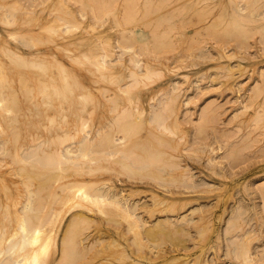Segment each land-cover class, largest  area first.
Here are the masks:
<instances>
[{"label": "bare ground", "instance_id": "bare-ground-1", "mask_svg": "<svg viewBox=\"0 0 264 264\" xmlns=\"http://www.w3.org/2000/svg\"><path fill=\"white\" fill-rule=\"evenodd\" d=\"M4 1V0H3ZM30 0H28V2H29ZM32 2H34V3H32L33 5L35 4V7L32 5V6H30L31 4H30V2H29V4H28V2H26V3H23V7H24V5H27V8H26V6L24 7V8H26L25 10L23 9V11L25 12L27 9H28V13H27V16H26V18L28 17V15H30L29 14V9H33L30 13H33V11L35 12V10H37V8H36V4L38 5V3L37 2H40L39 3V6H41L42 5V3H43V1L45 2H47V0H41V1H36L35 2V0L33 1V0H31ZM50 1H52V0H50ZM54 1V0H53ZM66 2H63V0L61 1H59L60 3L62 2L63 4H65V3H67V0H65ZM73 1V0H72ZM80 1H82L83 3H84V5L86 4V6H84V7H90V8H92L91 9V12H90V9H88L89 10V12L94 16H92V15H90L89 16V18L91 19V16L93 17V18H97V20L99 21V20H101V19H103V18H105V14H107L106 16L107 17H109L108 15H109V12H112L111 14L113 15V17H114V21H112V22H114L113 24H115L116 25V27H119V26H122L121 28L122 29H120V31L122 30L123 31V33L122 34H125V33H127L128 31H130V34H131V31H132V35H130V34H127V35H115V36H113V35H104L107 31H109V30H107L104 34L102 33V32H99V34L97 33V34H94V36H92V37H87L86 35H84V36H76V34H73V37H71L70 38V36H72L71 34H70V31L71 30H74V31H76V29L78 30V28H80V26L81 25H83L82 24V22L81 21H79L80 23H81V25L80 24H78L79 22L77 21V17L75 16V13L74 12H76L77 11V13H78V9H80V7L82 6H80V7H78L77 6V10H75L74 12L72 11V8L71 9H68V8H70L69 6H68V3L66 4L67 6H68V8H67V6L65 5V6H63L62 7V4L60 5V7H62V11L60 10H58L60 13H62L61 15L59 14L58 16H54V17H51L50 18V20L47 22V20H46V24H43V25H40L39 26V29L40 30H43V28H47L48 29V31H47V29H44L45 31H47V33L49 32V33H51L52 31H53V33L51 34L52 35V37L53 38H55L54 36L55 35H58V37L60 38H65L66 40H60V41H62V42H59V43H57V42H54V40H52L51 38H49V39H51V41L52 42H49V39H46L45 41L46 42H49V43H57V44H55L56 45V48L59 50V49H62V50H66L65 51V55L67 56L68 55V57H69V59L73 62V63H75L76 65L78 64H81V63H83L85 60L84 59H86V62H91L92 64H91V66L92 67H88L87 69H89V71H90V74L91 73H93V74H91V75H97V77L96 78H94L93 79V81L94 82H96V83H98V81L100 82V84L99 85H97V84H95V85H97V87H96V89H97V92L98 91H100V94L102 93V95H104V98L105 99H103V101L101 100L102 98H101V96L102 95H100V100L101 101H98L97 102V104H98V106H99V103H100V108H101V113H100V119H99V124H97V126H98V128L94 125V123H95V121L93 122V125L92 126H95L96 128H97V130L96 131H94V129L95 128H93V131L91 130L92 128V126H91V124H92V118H94L93 116H92V118H91V116L87 113V115L85 114V112L87 111H91L90 113L92 114V115H94L93 114V111H95V107H96V105H95V103L93 102V100L95 99L93 96H94V94L93 93H96V92H93L94 90H95V87H94V90H92V87H91V89L87 86V85H85V84H81L82 82H79V79H77V77L76 76H74V74L72 73V68H74V66L71 68V67H68L67 65H65V64H63L62 63V60H59V59H57L56 57H55V55H53V56H51V58H49L46 54H43V52H40V51H38V52H33V53H31L32 54V56H28L29 58H27V56H25L24 54H22L21 52H20V50H18L17 51V49L15 50L14 48L15 47H9V46H7L6 48L4 47V46H2V49L4 48L6 51H10V53H11V51L13 50L14 52H15V55H16V57L17 58H19L20 60H24V61H26V63H28V64H30V66L31 67H33V64H34V66L36 65L37 67H36V69H41L42 71L40 72V74L39 75H41L40 77H42V78H39V80H38V77H39V75H37V82H38V89L39 90H36V92L37 93H33L32 94V99L30 100L31 102H33V103H31V102H29V103H31L32 105H33V108L35 109L34 111H33V113H36V114H38V116H35L36 114H34V116H35V118H33L35 121H36V117H37V119L38 120H41V121H45V120H48V124H46V125H44L43 127H45V129H48V131L47 132H44V129L42 130V132H40L39 131V133H37V131H36V133L34 132V134H36V136H35V138L36 139H40V140H48V141H50L52 144H50V145H48V144H45L44 146H43V142H36L35 140H31V138L30 139H28V137H30L31 135H32V133H29L28 132V130L26 131V133H25V129L27 128V126H26V128L24 129V131L22 132V134L20 133H14V132H16L17 130H18V125H19V119L17 120L14 116H17V115H21V114H17V115H15L14 114V116H11V115H9V111L12 113V108L10 107V103H11V105H12V101H11V99H16V102H15V104L17 103V104H19V105H17V106H20V108L19 107H17V108H19V109H21V102H20V100H18L19 98H18V92L16 93V91H14V92H12V93H16L15 95L17 96V97H14L15 95L14 94H12L11 93V95L10 96H8V97H6V98H3V97H1V95L2 94H4L5 93V88L8 86V85H6L5 83H6V76L4 75V74H0L1 76L3 75L4 77H5V81L3 80V78H2V80L5 82V83H3V81L1 82V76H0V87L2 88V86L3 85H6V86H4L5 88H4V90L5 91H3L1 88H0V108H2V109H4L3 111H5L4 113H6L7 114V112H8V117H14L13 118V120H16V121H18V122H16V121H13L12 119H11V117L9 118L10 119V121L12 120V122H13V124H14V126L16 125V123L18 124L17 125V129L16 128H14V127H11L10 129V131H14L13 132V134H16L15 136H16V140L18 141L17 142V144L15 145V143H13V141L15 140L14 138H15V136L12 134V132H11V134H10V131H9V134L10 135H12V137H13V139H12V137H10V135L9 136H7L8 138V140L5 138H3V140H0V154H1V152H3V154H5V153H8V154H10L9 156L13 159V160H18L19 162H20V164L22 165H20L21 166V168H19V169H21V170H25L26 171V173H27V171H28V169H29V171L31 170V172L34 174V176H33V174H30V173H27L28 175L26 176V173H25V175L24 176H26V177H24V180L22 179L23 178V171H21L22 173L21 174H18V173H16V171H15V173L19 176H22V178L19 176V178H20V180L22 179L23 180V182H21V184L22 183H27V185L29 186V184L28 183H32L31 185H34V180L36 179V181L38 182V184L36 185V188H32V187H30V188H32V189H30V188H28V190H27V186H25L26 188H24V190H26L28 193L26 194V199H24L25 201H23V202H21V203H23V204H21L20 206L21 207H17V205L18 204H20V203H17V199H16V197H14L15 195H13L12 193H13V191H12V193H11V189H12V187H11V184H13L14 183V181L12 180L11 182H13V183H11V184H9L8 183V181H6V180H4V184H3V189L5 188H9V189H7V190H9V193H6V196L4 195V197L3 196H1L0 195V224H2V226H0V264H47L48 262L50 263V260L48 259V255L50 254V252H51V250L54 248V247H57V244L58 243H60V248H61V256H60V258H59V262H58V264H75V262L76 261H79V262H82V261H80V259L82 258V256H83V258H84V255H82L83 254V252H84V249L85 248H83V245H82V248L81 247H79V239L77 238L78 236H79V233L81 232V227H86L87 228V226L88 225H90V224H93V222L95 221V218L93 217V216H97V215H100V217L102 216V217H104V219H106L108 222H107V224H109L110 222H111V224H112V226L114 227V229H115V231L117 232V235L119 236H122V239H123V237H126V238H128L127 240L128 241H132L133 242V238L130 240V237H128L127 235L128 234H130V233H132V236L134 237V236H143V235H148V236H150V235H153L154 233H156L157 232V228H161V230H162V232L164 233L165 231H169V232H171V233H175V232H177V231H181V232H187V234L189 233H191V231H190V229H188V228H190V227H193V228H195V231H196V233H197V239H198V241H203V242H205V240H206V238H207V233H208V231L210 230V229H212L211 227V225H212V218H213V213L215 212L214 210H213V208H216L217 206L216 205H212V206H207V205H205V206H203L202 204H197L198 206H194V207H196V208H194V207H192L191 209H192V215L194 214V218H191V216L189 215V218H188V215H187V213L185 214L184 212L183 213H181V210L183 211L187 206H189L190 204H188V203H191V201L189 202V199H190V197H192V198H198V197H202V195L201 194H196V193H198L199 192V190L200 189H198L202 184H204L205 182H199L198 181V176H197V178H196V174H195V172L193 171V169L191 168V166H188V162H190L189 161V159H188V155H186V154H188L189 153V151L190 152H192L193 150H195V152L196 151H201V149H202V151L204 152V151H207L206 150V147H204L205 145H208V146H210L211 148V150H209V154H210V158H208V162L207 163H209V162H211V163H213V165L211 166L210 165V167H216L217 165H218V162H217V157H218V155H216V154H218V153H216V152H218L219 151V148H221L222 146H220L221 144H220V141H219V139L218 140H216V141H219V146H217V147H215L214 148V146L212 147V145H211V142H209V141H206L207 140V138H208V136H209V138L211 137V135L213 136V134H207L208 136L206 137V135L205 136H203L202 134H205V132L207 131V129H208V127L211 125V121L212 120H214L213 118H214V116L216 115V113L219 111L218 110V108L220 107L219 105H220V103H219V105L217 104V106H213V104L215 105V103L214 102H216V100H217V98L215 99V98H213V99H215V101L214 100H212L213 102H208V104L206 103V105L205 104H203V105H205V106H207L206 108H203L202 110H201V113H200V118L201 119H198V120H195L193 117V112L191 113V111H190V109H187V110H183L182 112H184L183 113V115H184V117H185V119L186 120H189V121H191V122H194L195 123V125L194 126H196V128H197V135L196 136H194L192 139H187V134H188V128L186 127V126H183L182 124H183V122H181V119H182V117L181 116H179V112H178V107H177V103H178V101L179 100H177V99H180V97L182 96L181 94L183 93L182 91L183 90H185V89H187L188 91L189 90H191L192 89V86L193 85H197L195 88H197V91H198V87L200 86V81L201 80H203V72L200 74V75H198L197 74V76L195 77V76H193V78H192V75H191V77L190 78H188L189 76L187 75V74H182L183 76H181L182 78H180L179 80L178 79H173L172 81H171V83L169 84L170 86H169V88L167 87V88H161L162 87V85H161V87L160 88H158L157 89V91L156 92H158L157 93V96L159 95H161V94H159V92H161L162 93V95L160 96L161 98H159V99H157L156 97V103H154V101L152 100H149L148 102L150 103L149 105H145V103H143V98H144V95L142 96V97H140L139 95H140V93H139V95H137V92L135 91V90H139V87L143 84V86H147V85H150L151 86V84H153L155 81H158L159 80V78L160 77H164V75H163V73L162 72H164L162 69H160V65H163V66H166V65H164V63H163V56H165L163 53L165 52V48L166 49H168V48H175L176 47V45H177V47H178V42H176L177 41V38L175 39V42H176V44H175V42L174 41H172V40H174V38H170V39H172V40H170L171 41V43H172V46L173 45H175V47H172L171 46V44L169 43L170 41H168L167 40V43H169L170 44V46L171 47H169V45L168 44H166V39L168 38V36H167V38H166V36H165V34L164 33H166V32H164V30L162 31V30H160V31H158V32H161V33H157V32H155V31H153L155 28H154V26H156V24H160V22H162L163 20H164V18H166V17H169L172 13H174V11H172V10H167L168 12H165L164 13V10H163V12L162 13H157L154 17H155V20H152L151 18H153L154 19V17L152 16L153 15V11L154 12H156L155 10H154V8L155 7H158L159 5H160V7L162 6V8H164L163 7V5L164 4H160V1L161 0H159V1H157V3L159 2V4L157 5V6H155L156 5V3H154L153 5H152V3H151V5H150V2L151 1H148L147 2V0H146V3L148 4L149 3V5H147L145 2H143L142 1V3H145L146 4V6H145V8H142L143 7V5H140L141 3V0H139L138 2H136V0H121V1H123L122 3H121V5H120V8H119V5H118V9H117V11L116 10H110V4H113V3H115V4H117L116 2H114L113 0H85V1H83V0H80ZM117 1V0H116ZM145 1V0H144ZM152 1H154L155 2V0H152ZM162 1H165V0H162ZM167 2H168V0H166ZM165 1V2H166ZM169 1H172V0H169ZM175 1H177V0H175ZM179 1H181V0H179ZM178 1V2H179ZM189 1V0H188ZM201 0H193V1H191L190 2V4L191 5H189L188 3L189 2H185L186 4H188L190 7H193L192 6V4H197L198 2H199V4H201L203 1H205V0H202L201 2H200ZM214 1V0H213ZM216 1V0H215ZM226 1V0H225ZM229 1V0H228ZM231 1L233 2V0H230L229 2H230V4H232L231 3ZM238 2L239 3V1H237V0H234V2ZM245 1V2H244ZM254 0H243V1H240V2H244V3H239V6H240V8L238 7L237 9H240V10H242V11H240V10H237L238 12H240V13H236L237 11H236V9H235V11L236 12H234V10H233V14L232 15H230V12H229V15H228V13L227 12H225L226 10H225V8H227V7H229L228 5H230V4H228L227 3V1H226V3L228 4V5H223V7H225V8H223V14H224V12L226 13V15H228V17H230V19L228 18V21L231 23V24H229L230 26H224L225 28L226 27H230L229 29H230V31H231V28H232V23H234V26L235 27H238V25H239V29L243 32V34L244 35H246L245 33L247 32V30H249L248 32H247V34L249 33V32H251V31H253L252 30V28H247V27H245V29H242V28H244L243 26H245V24H246V22L244 21V20H250V21H252V16H251V18H249V16H250V14H255V11L254 10H256V8H255V3L257 2L256 0V2L254 3L253 2ZM261 1V0H260ZM45 2V3H46ZM57 2H58V0H57ZM58 2V3H59ZM69 2H71V0L69 1ZM74 2H79V0L77 1V0H74ZM82 2H79V3H82ZM113 2V3H112ZM118 2V4H119V1H117ZM164 2V3H165ZM208 2V1H207ZM207 2H204V3H207ZM212 2V1H211ZM211 2H209V3H207L205 6V8L203 7L204 5H203V3L201 4V8H200V11H202L203 13L205 12V11H203V10H201V9H205L206 10V8L207 9H209L208 10V13L207 14H210L209 13V11H210V9L211 8H208L207 7V5H209ZM223 2V1H222ZM233 2V4H236V2L234 3ZM258 2H259V0H258ZM44 3V4H45ZM53 3V2H52ZM59 3V4H60ZM137 3H140V4H138V5H140V6H142L141 7V9L139 10V11H137V12H140V13H138L137 14V12H136V9H137V7H136V4ZM170 3V5L172 4L171 2H169ZM168 3V4H169ZM180 3V2H179ZM213 3V2H212ZM216 3H217V1H216ZM259 3H262V2H259ZM257 4V5H259L260 7H261V5L260 4ZM263 3H264V1H263ZM1 4V3H0ZM43 4V6H46V5H44ZM73 4V3H72ZM74 4H76V3H74ZM183 4H184V2H183ZM182 4V5H183ZM198 4V5H199ZM219 4V2L217 3V5ZM89 5V6H88ZM166 5V4H165ZM164 5V6H165ZM175 5V4H174ZM188 5H184L185 7H187L188 8ZM216 4L214 3V6H215ZM221 5V4H220ZM1 6H3V5H1ZM4 6H5V4H4ZM3 6V7H4ZM42 6V7H43ZM82 6V7H83ZM167 6V5H166ZM165 6V7H166ZM171 6H173V5H171ZM180 6V5H179ZM178 6V7H179ZM184 6H182V7H184ZM195 6V5H194ZM197 6V5H196ZM213 6V7H214ZM230 6H232V5H230ZM235 6V5H234ZM238 6V5H237ZM257 7V9L258 8H260V7ZM262 6H263V4H262ZM2 7V8H3ZM22 7V8H23ZM29 7V8H28ZM32 7V8H31ZM48 8H49V6H47ZM81 7V8H82ZM168 7H170L169 5H168ZM200 7V6H199ZM199 7H197L198 8V10H193L194 8L195 9H197L196 7H193V9H187L188 11H191V10H193L192 12H195L196 13V11H198V14L199 13H201V12H199ZM210 7H211V5H210ZM216 7V6H215ZM221 7V6H220ZM1 8V7H0ZM21 8V7H20ZM41 8V7H40ZM39 8V9H40ZM138 8H140V7H138ZM162 8H159V9H162ZM172 7H170L169 9H171ZM233 8H235V7H233ZM233 8H231V9H233ZM262 8V10H263V8L264 7H261ZM45 9V8H44ZM53 9V8H52ZM76 9V8H75ZM83 9H87V8H83ZM142 9H143V12H142ZM151 9H152V15H150L151 13H150V11H151ZM157 9V8H156ZM159 9L157 10V11H159ZM165 9V8H164ZM172 9H174V8H172ZM176 10H177V8H175ZM179 9H181V8H179ZM182 9H184V8H182ZM215 9V8H214ZM219 9V8H218ZM221 9V8H220ZM228 9V8H227ZM230 9V8H229ZM254 9V10H253ZM74 10V9H73ZM187 10H185V11H187ZM213 10V9H212ZM225 10V11H224ZM244 10H246V12H244ZM248 10V11H247ZM49 11H50V8H49ZM80 11H82V13H83V18L85 17V14L86 13H84L83 11H87V10H80ZM79 11V12H80ZM171 11H172V13H171ZM187 11V12H188ZM221 11V13L220 14H222V10H220ZM39 12H41V9H40V11ZM48 12V11H47ZM58 12V13H59ZM88 12V11H87ZM88 12V13H89ZM176 12V11H175ZM181 12V11H180ZM186 12V13H187ZM206 12H207V10H206ZM205 12V13H206ZM212 14L215 12V11H210ZM218 12V11H217ZM258 12V11H257ZM256 12V13H257ZM260 13H264V10L263 11H259ZM43 13V12H42ZM49 13H53V11L52 12H49ZM54 13H55V11H54ZM89 13V14H90ZM178 13H179V11H178ZM177 13V14H178ZM185 13V12H184ZM189 13V12H188ZM203 13H202V15L200 14L199 16H204L205 15V17L204 18H207L208 17V15H207V17H206V14H204L203 15ZM21 14H22V12H21ZM81 14V13H80ZM183 14V13H182ZM211 14V15H212ZM220 14H218L217 16H215V17H217L216 18V20H218V22L221 20V18L219 19V15ZM236 14V15H235ZM258 14V13H257ZM26 15V14H25ZM39 15V14H38ZM37 15V16H38ZM41 15V14H40ZM44 15V14H43ZM43 15H41V16H43ZM50 15V14H49ZM49 15H48V17H49ZM53 15V14H52ZM87 15L88 14H86V18H87ZM111 15V16H112ZM186 15V14H185ZM190 15V14H189ZM188 15V16H189ZM192 15H194V13L192 14ZM261 15V14H260ZM22 16V15H21ZM34 16H36V13H35V15ZM45 16V15H44ZM79 16H81V15H79ZM104 16V17H103ZM180 16H181V14H180ZM210 16V15H209ZM221 16V15H220ZM223 16V15H222ZM246 16V17H245ZM254 16V15H253ZM257 15L255 14V16H254V19H253V21H256V19L258 18V17H256ZM262 16V15H261ZM39 17V16H38ZM47 17V18H48ZM72 17V18H71ZM102 17V18H101ZM151 17V18H150ZM171 17H173L172 15H171ZM177 18L179 17V16H176ZM176 17H174V18H176ZM184 17H186V16H184ZM183 17V18H184ZM191 18H192V16H190ZM215 17H214V19H215ZM247 18V19H245V18ZM256 17V18H255ZM32 18H35L36 19V17H30L29 16V18L27 19V22L29 23V21L32 19ZM40 18V17H39ZM92 18V19H93ZM99 18H101V19H99ZM198 18V17H197ZM196 18V19H197ZM203 18V17H202ZM202 18L200 19L201 20V22H202ZM210 18V17H209ZM223 19L225 18V20H222V21H226V17H225V14H224V16L222 17ZM244 18V19H243ZM259 18H260V16H259ZM258 18V19H259ZM24 19L25 18H23V20L22 21H24ZM43 19H46V18H44L43 17ZM75 19V20H74ZM89 19V20H90ZM91 19V20H92ZM168 18H166V22L169 20L171 23L170 24H172V25H170L169 23V25H170V27L172 26H175V25H173V24H177L178 22H174V23H172L173 21H172V19L170 20V19H168ZM208 19V18H207ZM211 19V18H210ZM214 19H212V21L213 22H209V24L210 23H212L211 25H209L208 24V29H209V27H214V25H215V29H214V31H212L213 33L217 30V29H219V28H217V27H219L220 25L219 24H221V23H217V21L216 20H214ZM257 19V20H258ZM261 19V18H260ZM263 19H264V15H263ZM263 19H262V21H263ZM37 20V19H36ZM35 20V21H36ZM72 20H73V22H72ZM81 20V19H80ZM87 20V19H86ZM90 20V21H91ZM96 20V21H97ZM106 20V19H105ZM104 20V21H105ZM108 20V19H107ZM150 20H151V22H150ZM162 20V21H161ZM175 20V19H174ZM187 20V19H186ZM189 20V19H188ZM195 20V19H194ZM248 20V21H249ZM21 21V22H22ZM25 21H26V19H25ZM34 21V20H33ZM34 21V22H35ZM38 21V20H37ZM74 21H75V23H74ZM83 21H84V19H83ZM141 21V22H140ZM156 21V22H155ZM165 21V20H164ZM196 21V20H195ZM216 21V22H215ZM252 21V22H253ZM258 21H260V23H262L261 22V20H258ZM78 22V23H77ZM103 22V21H102ZM102 22L100 21V25H99V22H97V24L100 26V27H102L101 25H103L102 24ZM145 22V23H144ZM147 22H150V23H148V25H146L147 24ZM155 22V23H154ZM180 22H182V20H180ZM192 22H193V19H192ZM201 22H199V21H197V24L198 23H201ZM228 22V23H229ZM10 22H7V24H9ZM26 23V22H25ZM24 22H23V25L25 24ZM28 23H26L27 24V26L29 25H31V24H28ZM31 23H33V22H31ZM41 23V22H40ZM43 23V22H42ZM76 23H77V25L79 26H77L76 25ZM84 23V22H83ZM85 23H87V21L85 22ZM94 23H96L95 21H94ZM94 23H92V25H94ZM105 23H107V21H105L104 22V24ZM129 23V25L132 23H134L133 25H131L132 27L133 26H135L136 27V25H145V27H144V29L146 28V26H147V29L149 28L148 26H149V24L150 25H152L153 24V32H152V37L151 38H148V40H146V41H144L143 39L145 38L144 37V33L142 32V31H136L135 33H137V34H133V31H135V30H131L130 29V26H128V25H126V24H128ZM139 23H144V24H139ZM162 23H164V22H162ZM225 23V22H224ZM228 23H226V24H228ZM249 23H251V22H249ZM255 23H257V21L255 22ZM88 24H90V22L88 23ZM112 24V25H113ZM167 24V25H168ZM190 24H192V23H190ZM194 24H196V23H194ZM216 24H218V25H216ZM222 24H223V22H222ZM221 24V26H220V28H222L223 27V25ZM240 24H241V26H240ZM263 24V23H262ZM20 25L22 26V24L20 23ZM75 25V26H74ZM111 25V26H112ZM115 25H114V27H115ZM161 25V24H160ZM164 25V24H163ZM163 25H161L160 27H161V29H163L162 28V26ZM213 25V26H212ZM261 25V24H260ZM37 26V25H36ZM73 26H74V28H73ZM95 26V25H94ZM110 26V27H111ZM157 26H159V25H157ZM182 26V25H181ZM184 26V25H183ZM182 26V27H183ZM200 26V25H199ZM198 26V27H199ZM205 26H207V25H205ZM234 26H233V30H235V32L236 31H238V33L240 32L241 33V31H239L237 28L236 29H234ZM247 26H249V25H247ZM250 26H251V24H250ZM249 26V27H250ZM263 26V25H262ZM262 26H260V27H257L256 29H258V28H260L261 29V27ZM23 27V26H22ZM31 27H35V26H32L31 25ZM49 27H50V29H49ZM76 27H78V28H76ZM86 27V26H85ZM84 27V28H85ZM109 27V28H110ZM114 27H111L112 29L114 28ZM165 27V26H164ZM169 27V26H168ZM167 27V28H168ZM169 27V28H170ZM171 27V28H172ZM177 27V26H176ZM197 27V26H196ZM202 27H204V26H202ZM223 27V29L224 30H228L229 31V29L227 28V29H225ZM242 27V28H241ZM252 27V26H251ZM42 28V29H41ZM83 28V29H84ZM89 28H95L93 31H92V29H91V31L92 32H94L95 30H97V28L96 27H93V26H89ZM89 28H87V29H89ZM111 28H110V30H111ZM120 28V27H119ZM118 28V29H119ZM127 28H129V30L127 29ZM173 28H175V27H173ZM173 28H172V30H170L171 32H173L174 30H173ZM178 28V30H179V27H177ZM201 28V27H200ZM211 28V30H213ZM247 28V29H246ZM255 28V25H254V27H253V29ZM8 29V28H7ZM82 29V30H83ZM87 29H86V31H87ZM146 29V30H147ZM157 30H158V27L156 28ZM165 29H166V27H165ZM187 29V28H186ZM202 29V28H201ZM201 29H200V31H199V29H197L198 30V32H201ZM223 29H221L220 30V33L222 34V32H224V30ZM251 29V30H250ZM260 29H259V31L258 32H260ZM262 29H263V27H262ZM29 30V29H28ZM52 30V31H51ZM103 30H105V29H103ZM124 30H127L125 33H124ZM175 30L177 31V29L175 28ZM181 30V29H180ZM179 30V31H180ZM182 30H184V27H183V29ZM206 30V29H205ZM210 30V29H209ZM209 30H206V33H207V31H208V34H212V35H209V36H212L213 37V35L215 36V34H219V32L217 31V32H215V34H213L212 32H210ZM264 30V29H263ZM262 30V31H263ZM100 31V30H99ZM101 31H102V29H101ZM116 31H119V30H117L116 29ZM148 31H149V29H148ZM169 34H170V31H168V30H166ZM29 32V31H28ZM38 32V31H37ZM37 32H35V33H37ZM72 32V31H71ZM89 32H90V30H89ZM88 32V33H89ZM175 32V31H174ZM178 32V31H177ZM184 32V31H183ZM183 32H181L182 34H183ZM186 32V31H185ZM195 32V31H194ZM197 32V31H196ZM195 32V33H196ZM225 32H227V31H225ZM234 32V33H235ZM254 33H255V31H253ZM264 32V31H263ZM262 32V33H263ZM34 33V34H35ZM40 33H41V31H40ZM39 33V34H40ZM85 33H87V32H85ZM114 33V32H113ZM118 33V32H117ZM167 33V34H168ZM229 33V32H228ZM231 33V32H230ZM230 33H229V35H230ZM237 33V34H238ZM252 33V32H251ZM250 33V34H251ZM25 34V33H24ZM23 34V35H24ZM38 34V33H37ZM37 34H36V36H37ZM38 34V35H39ZM66 34H67V36H66ZM79 34V33H78ZM77 34V35H78ZM107 34V33H106ZM174 34V33H173ZM181 34V35H182ZM199 34H201V33H199ZM204 33H202L201 35H203ZM223 34H225V33H223ZM222 34V36H224V42H225V36H226V34L225 35H223ZM256 34V33H255ZM264 34V33H263ZM262 34V36H261V33H260V37H263L264 35ZM23 35H21L22 36V38H26V34L23 36ZM28 35V37L30 36L29 35V33L27 34ZM43 36H44V34H42ZM50 35V34H49ZM48 35V36H49ZM75 35V36H74ZM88 36H89V34H87ZM91 35V34H90ZM172 35V34H171ZM178 36H179V33L177 34ZM177 35H174V36H177ZM184 35V34H183ZM182 35V36H183ZM185 35H187V34H185ZM195 35V34H194ZM205 35V34H204ZM220 35V34H219ZM228 35V34H227ZM228 35V36H229ZM231 35H232V33H231ZM230 35V36H231ZM234 35V34H233ZM46 36V35H45ZM47 36V37H48ZM124 36V37H123ZM173 36V37H174ZM188 36V35H187ZM189 36H190V34H189ZM192 36H193V34H192ZM229 36V37H230ZM235 36V35H234ZM233 36V37H234ZM49 37H51V36H49ZM197 37V36H196ZM216 38H218L217 40L219 41V37H217V35L215 36ZM239 37V36H238ZM242 37V36H241ZM249 38H250V36H248ZM22 38H20L21 39V41H19L20 43H26L25 41L26 40H28V44L30 43V44H34V42H32V41H29V39H30V37L29 38H27V39H23L24 40V42L22 41ZM36 38H38V37H35L34 39H36ZM39 38H41L40 36H39ZM57 38V37H56ZM124 38H125V41H124ZM166 38V39H165ZM168 38V39H169ZM182 39H183V37H181ZM188 38V37H187ZM187 38H186V42H188V44L190 43V41H187ZM190 38V37H189ZM189 38H188V40H189ZM193 38V37H192ZM216 38H215V40H216ZM232 38V37H231ZM236 38V37H235ZM112 39L114 40V41H112ZM180 39V38H179ZM191 39V38H190ZM194 39V38H193ZM220 43L223 41L222 40V38H221V35H220ZM230 39V38H229ZM17 40V39H16ZM19 40V39H18ZM31 40H32V35H31ZM131 40V43H128V41H130ZM195 40V39H194ZM196 40H197V38H196ZM204 40V39H203ZM228 40V39H227ZM227 40H226V42H227ZM239 40V39H238ZM245 40V39H244ZM260 41L262 40V39H259ZM264 40V39H263ZM39 41V39L37 40V42ZM45 41L42 39V41H40V42H44L45 43ZM134 41V42H133ZM144 41V42H143ZM183 40H180L179 42H182ZM184 41H185V39H184ZM199 41V40H198ZM230 41V40H229ZM246 41H248V40H246ZM259 41V42H260ZM32 42V43H31ZM36 41H35V44L37 43ZM127 42V43H126ZM174 42V43H173ZM186 42H185V44H186ZM191 42L192 43H190V44H192V45H194V44H196V43H194L193 42V40H191ZM199 42H201V41H199ZM203 42V41H202ZM204 42H207V41H204ZM242 42V41H241ZM249 42V41H248ZM262 43H264L263 41H261ZM260 42V43H261ZM86 43V44H85ZM135 43H137V45H135ZM183 44H184V42H182ZM182 43L181 44H179V45H182ZM194 43V44H193ZM259 43V44H260ZM260 44V45H263V44ZM27 44V45H28ZM34 44V45H35ZM38 44V43H37ZM138 44H142L143 45V48H142V45L141 46H138ZM184 44V45H185ZM187 44V45H188ZM200 44L201 43H199V46H200ZM244 44L246 45L247 43L245 42V43H241V45H243L244 46ZM25 45V44H24ZM23 45V46H24ZM34 45H32V46H34ZM49 46H50V44H48ZM48 45H47V47L46 48H48ZM87 46L86 48H82L83 46ZM167 45H168V47H167ZM184 45H182V46H184ZM191 45V47H192V50L194 51L195 50V48L197 49L198 47V45L196 46L195 45V48H194V46H192ZM202 45V44H201ZM205 45V44H204ZM239 46V45H237V46H239L241 49H243L244 47L243 46ZM251 45V44H250ZM29 46H31V45H28V47ZM31 46V47H32ZM36 46V45H35ZM41 46H43V45H41ZM53 46V45H52ZM166 46V47H165ZM182 46H181V48H182ZM190 46V45H189ZM188 46V47H189ZM211 46V45H210ZM217 46V45H216ZM247 46L250 48V46L247 44ZM252 46V45H251ZM9 47V48H8ZM27 47V46H26ZM158 47H164L163 49H164V52L163 53H160L161 55H158V54H155L154 55V53L155 52H157L158 53V51H163V50H161V48L159 49V50H156ZM190 47V48H191ZM205 48L207 47V46H204ZM217 47H219V46H217ZM259 47H261V46H259ZM263 47H264V45H263ZM1 48V47H0ZM37 48H39V47H37ZM55 48V49H56ZM133 48H135V49H133ZM139 48H141V49H144V50H142V51H145V49L147 50V51H145V52H142L141 51V49H140V51H139ZM180 48V49H181ZM190 48H188V49H190ZM220 48V47H219ZM218 48V49H219ZM222 48V47H221ZM245 48H246V46H245ZM244 48V49H245ZM49 49V48H48ZM47 49V50H48ZM179 49V47L177 48V49H175V50H178ZM179 49V50H180ZM184 49V48H183ZM182 49V51H185V50H183ZM188 49L186 50L187 51V53H188ZM199 49H200V47L198 48V52H199ZM201 49H203V45H202V48ZM209 49V48H208ZM251 49V48H250ZM262 49H264V48H262ZM135 50V51H134ZM154 50H156V51H154ZM174 50V49H173ZM175 50H174V52H175ZM191 50V51H192ZM211 50V49H210ZM209 50V51H210ZM220 50V49H219ZM223 50H224V48H223ZM246 51H247V49H245ZM8 51V52H9ZM28 51H30V50H28ZM54 51V50H53ZM154 52V53H151V54H153V58H151V56L152 55H150V57H147L146 59H144V58H140V57H142V55H143V53H146V52ZM167 52H168V50H166ZM181 51V52H182ZM185 51V52H186ZM190 51V50H189ZM190 51V52H191ZM192 51V52H193ZM197 51V50H196ZM196 51L194 52V55H196L195 53H196ZM204 51V50H203ZM208 50H206V54H210L211 52H207ZM221 51V50H220ZM263 51V50H262ZM261 51V52H262ZM24 52V51H23ZM49 52H50V50H49ZM61 52V51H60ZM126 52H129L131 55L128 57V54H127V57L129 58H127L128 59V61L126 60V57L124 56V54L126 53ZM148 52V53H149ZM169 52H172V50L170 51V49H169ZM168 52V53H169ZM174 52H172V53H174ZM176 52H179V51H176ZM184 52V54H186L187 55V53H185ZM189 52V53H190ZM190 53V55L191 56H194V55H192L193 53ZM201 52H202V50H201ZM222 52V51H221ZM225 52V51H224ZM264 52V51H263ZM141 54V55H139V54ZM166 53V52H165ZM226 53V52H225ZM229 52H227L226 53V55L228 54ZM247 53V52H246ZM246 53H244V51H243V54H246ZM257 53V52H256ZM56 54V53H55ZM63 54V53H62ZM147 54V53H146ZM146 54H144V55H146ZM179 54H181V53H179ZM183 54V53H182ZM183 54V55H184ZM199 54L200 53H198L197 55H198V57H199ZM202 54H204V52L203 53H201V56H202ZM205 54V55H206ZM212 54V53H211ZM210 54V55H211ZM221 54V53H220ZM235 54V53H234ZM234 54H232V58H234V57H236ZM238 54H241V53H238ZM242 54V55H243ZM29 55V54H28ZM47 57H46V56ZM143 55V56H144ZM148 55V54H147ZM146 55V56H147ZM167 55H169V57L168 58H170L171 59V56H170V54H167ZM205 55L204 56H202V57H205ZM212 55H214V54H212ZM212 55L211 56H208V55H206V57L207 58H209V57H211V59H212ZM223 54H221V56H222ZM254 55V54H253ZM258 55V54H257ZM63 56V55H62ZM123 56H124V58H123ZM174 56V55H173ZM178 56V55H177ZM180 56H182V55H180ZM185 56V55H184ZM215 56V55H214ZM221 56H219V57H221ZM224 56V55H223ZM229 58H231L229 55H227ZM245 57H246V55H244ZM248 56H251V54L249 53V55ZM247 56V57H248ZM255 56V55H254ZM254 56H252L253 58H254ZM260 56V55H259ZM263 56H264V54H263ZM167 57V56H166ZM176 57V55L174 56V59H177L178 60V58H180V57H177V58H175ZM190 57V56H189ZM195 57V56H194ZM197 57V56H196ZM245 57H244V59H245ZM251 57V58H252ZM255 57H258V56H255ZM186 58H188V57H186ZM193 58V57H192ZM201 58V57H200ZM215 58H217L218 59V57H215ZM221 58H226V56H224V57H221ZM228 58V59H229ZM252 58V59H253ZM34 59V60H33ZM181 60L179 61L178 60V62H181V63H183L184 64V61H187V59L186 60H184L183 62H182V60L183 59H185V57H181L180 58ZM189 60L191 59V58H188ZM216 59V60H217ZM236 59V58H235ZM239 59H241V58H239ZM243 59V58H242ZM247 59V58H246ZM250 59V58H249ZM257 59V58H256ZM81 60H84V61H81ZM166 60V59H165ZM169 60V59H168ZM172 60H173V58H172ZM188 60V61H189ZM192 60V59H191ZM193 60H195L194 58H193ZM192 60V61H193ZM198 59H196V61H197ZM202 59H200V61H201ZM203 60H205V59H203ZM208 60V59H207ZM210 60V59H209ZM208 60V61H209ZM215 60V59H214ZM42 61H46V62H49V64L47 65V64H44L45 62H42ZM199 61V60H198ZM207 61V62H208ZM213 61V60H212ZM70 62V61H69ZM86 62H84V63H86ZM165 62V61H164ZM177 62V63H178ZM201 62H203V61H201ZM229 62V61H228ZM264 62V61H263ZM25 63V64H26ZM83 63V64H84ZM88 63V64H89ZM169 63H171V62H169ZM173 63H175V65H176V60H175V62L173 61ZM173 63H171L170 65L172 66L173 65ZM180 63V64H181ZM189 63H190V61H189ZM204 63H205V61H204ZM227 63V62H226ZM234 63H236V62H234ZM238 61H237V65H238ZM262 63V62H261ZM28 64H26V66L28 65ZM44 64V65H43ZM166 64V63H165ZM193 64V62L191 63V65ZM195 64V63H194ZM198 64V63H197ZM86 65L87 64H85V67H86ZM179 65V64H178ZM177 65V66H178ZM189 65V64H188ZM191 65H190V67H191ZM217 65V64H216ZM225 65V64H224ZM228 65V64H227ZM226 65V66H227ZM233 65V64H232ZM235 65V64H234ZM233 65V66H234ZM241 65V64H240ZM247 65V64H246ZM257 65H258V63H257ZM256 65V66H257ZM264 65V64H263ZM81 67L82 66H84V65H80ZM162 66V67H163ZM196 66V65H195ZM210 66V65H209ZM230 66V65H229ZM236 66V65H235ZM239 66V65H238ZM84 67V68H85ZM126 69V73L124 72V68ZM161 67V68H162ZM169 67V66H168ZM167 66H166V68H168ZM179 67H182V65L180 66H178V67H176L175 66V68H178L179 69ZM183 67L184 68H186L185 67V65H183ZM183 67H182V69H183ZM192 67H193V65H192ZM222 67V66H221ZM241 67H243V65L241 66ZM245 67V66H244ZM243 67V68H244ZM27 68H29V65L27 66ZM34 68V67H33ZM172 68V67H171ZM171 68H169V70L168 71H170V69ZM188 68V67H187ZM213 69H215V70H213V71H216L217 69H216V67H212ZM211 68V69H212ZM237 68V67H236ZM239 68H240V66H239ZM247 68V67H246ZM8 69V68H7ZM35 69V68H34ZM76 69V68H75ZM81 69V68H80ZM79 69V70H80ZM181 69V68H180ZM208 69V68H207ZM218 69H219V71L221 70V69H224V67H222V68H220V67H218ZM233 69H235V68H232L231 66L230 67H228V72L229 71H231V74H232V72H235L236 70H233ZM240 69H242V68H240ZM239 69V70H240ZM254 69V68H253ZM256 69V68H255ZM85 70H86V68H85ZM128 70V71H127ZM178 71V70H175V69H173L172 68V72H174V71ZM200 69H198V71H199ZM209 70H210V68H209ZM233 70V71H232ZM246 70V69H245ZM247 70H248V68H247ZM250 70V69H249ZM40 71V70H39ZM74 71V73H76L75 72V70H73ZM170 71V73H172ZM207 71V70H206ZM205 71V73H207ZM218 71V70H217ZM217 71H216V74L215 75H217ZM222 71V70H221ZM224 71H226V70H224ZM244 73H245V71L244 70H242ZM258 71V73H257V75H259V77L256 79V83H254L253 85H254V87L256 86L257 87V85H258V83H260L259 85L261 86V82H264V66H262V67H259V69L257 70ZM197 72V71H196ZM200 72V71H199ZM209 72H211L212 73V71H209ZM223 72V71H222ZM222 72H220L221 73V75H222ZM237 72V71H236ZM240 72V71H239ZM251 72V71H250ZM256 72V71H255ZM80 73V72H79ZM84 73V72H83ZM86 73V72H85ZM98 73V74H97ZM167 73V72H166ZM165 73V74H166ZM195 73V72H194ZM204 73V74H205ZM210 73V74H211ZM215 73V72H214ZM227 73V72H226ZM230 73V72H229ZM249 73V72H248ZM77 74V73H76ZM179 74V73H178ZM208 74V73H207ZM207 74H206V76H204V77H208L207 76ZM213 74V73H212ZM236 74V73H235ZM243 74V73H242ZM33 75V74H32ZM31 75V76H32ZM48 75V76H47ZM78 76H79V74H77ZM86 75V74H85ZM159 75H160V77H159ZM170 75V74H169ZM214 74H213V76H215ZM218 75H220V74H218ZM217 75V76H218ZM238 75V74H237ZM239 75H241V72H240V74ZM238 75V76H239ZM251 75V74H250ZM87 76V75H86ZM167 76H168V73H167ZM213 76H212V78H213ZM225 76H228V75H224L223 77L225 78ZM232 76V75H231ZM236 76V75H235ZM234 76V77H235ZM254 76V75H253ZM35 77V76H34ZM80 77V76H79ZM89 77V76H88ZM94 77V76H93ZM158 77V78H157ZM221 78V80L222 79H224V78ZM230 77V76H229ZM228 77V78H229ZM244 77V76H243ZM242 77V78H243ZM250 77V76H249ZM11 78V77H10ZM22 78H24V80L25 79H27V82H28V78L26 77H22ZM82 78V77H81ZM86 78V77H85ZM172 78V77H171ZM171 78H169L170 80H171ZM209 78H211V77H209ZM208 78V79H209ZM218 78V77H217ZM232 78V77H231ZM236 78V77H235ZM234 78V79H235ZM34 79V78H33ZM157 79V80H156ZM164 79V78H163ZM205 79V78H204ZM207 79V78H206ZM214 79H215V77H214ZM219 79V78H218ZM226 79V78H225ZM13 80V79H12ZM161 80V79H160ZM159 80V81H160ZM211 80V79H210ZM213 80V79H212ZM221 80L219 81V82H221ZM239 80V79H238ZM247 80V79H246ZM252 80V79H251ZM35 81V80H34ZM204 81V80H203ZM202 81V82H203ZM228 81V80H227ZM234 81V80H233ZM7 82H8V80H7ZM26 82V81H25ZM24 82V83H25ZM30 82H32V81H30ZM201 82V83H202ZM208 82H209V80H208ZM219 82H217V83H219ZM239 82V81H238ZM258 82V83H257ZM9 83V82H8ZM84 83H86V82H84ZM90 83H92L91 81H90ZM184 83H186V85H187V83H188V85H187V87L185 88V86H184ZM243 85H244V83L243 82H241ZM246 83H248V82H246ZM1 84H2V86H1ZM209 84V83H208ZM219 84H221V83H219ZM240 84V83H239ZM238 84V85H239ZM257 84V85H256ZM25 85V84H24ZM28 85V84H27ZM24 86V88L25 87H27L24 91H26L27 89H29V86L30 85H32V84H30V85H28V86ZM90 85V84H89ZM94 85V84H93ZM154 85V84H153ZM207 85V84H206ZM213 85V84H212ZM222 85V84H221ZM232 85V84H231ZM263 85H264V83H262V86L260 87V86H258V89H259V87L260 88H262L263 87ZM165 86V85H164ZM167 86V85H166ZM201 86H202V84H201ZM208 86V85H207ZM215 85H213V87H214ZM218 86V85H217ZM236 86V85H235ZM241 86V85H240ZM11 87V86H10ZM10 87H8V88H10ZM32 87V86H31ZM191 87V88H190ZM194 87V86H193ZM203 87H204V85H203ZM211 87V86H210ZM234 87V83H233V86H232V88ZM254 87H253V89H254ZM255 87V88H256ZM8 88H6V89H8ZM20 88H22L23 89V84H22V87H20ZM87 88V89H86ZM141 88V87H140ZM195 88H193V90H195ZM200 88H202V87H200ZM215 88H216V86H215ZM219 88H222V86L221 87H217L216 89H219ZM237 88H238V86H237ZM237 88H236V90H237ZM240 88H242V87H240ZM240 88H238V91L239 90H241ZM251 88H252V86H251ZM14 89V88H13ZM21 89V90H22ZM33 89V87L31 88V93H32V90ZM77 89H79V90H81V91H83V92H79L80 94H78V93H76V90ZM212 89V88H211ZM210 88H209V90L210 91H212ZM235 89V88H234ZM257 89V94H254V92L256 91L255 89V91L253 92V96H252V98L254 97V95H255V99L253 100V101H257V99H259L258 97H261L260 95H262V93H259V90ZM202 91L204 90V89H201ZM207 90V89H206ZM205 90V91H206ZM214 90V89H213ZM252 90V89H251ZM262 89H260V91H261ZM12 90H8V92H9V94H10V92H11ZM20 91V90H19ZM143 91V90H142ZM195 92L194 93V91L192 92V93H194L195 95H196V93H198V94H200L201 93V91H199V92ZM215 91V90H214ZM213 91V92H214ZM216 91H218V90H216ZM221 91V90H220ZM224 91V90H223ZM28 92H30V90L28 91ZM27 92V93H28ZM155 92V93H156ZM182 92V93H181ZM191 92V91H190ZM189 92V93H190ZM204 92V91H203ZM209 92V91H208ZM208 92H204V93H208ZM247 92V91H246ZM6 93H7V91H6ZM20 93V92H19ZM26 93V92H25ZM27 93H26V95H27ZM154 93V94H155ZM188 93V92H187ZM186 93V91H185V94H187ZM214 93H217V92H214ZM224 93H225V91H224ZM232 93H234V92H232ZM241 93V92H240ZM75 94H78V95H76L77 97H75ZM153 94V95H154ZM197 94V96H200L201 97V94L200 95H198ZM208 94H211V93H208ZM213 94V93H212ZM239 94V93H238ZM249 94H251L250 93V90H249ZM258 94H259V96H258ZM84 95L86 96L87 95V98H85L84 97ZM214 95V94H213ZM217 95V94H216ZM219 95V94H218ZM226 95V94H225ZM225 95L223 96V99H224V97H225ZM241 95V94H240ZM245 95V94H244ZM256 95H257V98H256ZM11 96H13V97H11ZM24 96V95H23ZM39 96V97H38ZM78 96H80V98H78ZM186 97H187V95H185ZM190 96V95H189ZM208 96H210V95H208ZM248 96V95H247ZM263 96H264V93H263ZM9 97H11V99L9 98ZM25 97V96H24ZM153 98H154V96H152ZM183 97V96H182ZM186 97H184V98H186ZM191 97V96H190ZM190 97H187L186 99H185V101H183L182 99V101H183V103H185V105L187 106V104L190 102ZM206 97V96H205ZM219 97V96H218ZM230 97V96H229ZM234 97H237V96H234ZM244 97H246V96H244ZM244 97H242L243 99H244ZM249 97V96H248ZM27 98V97H26ZM30 98V97H29ZM99 98V97H98ZM97 98V99H98ZM150 98V97H149ZM153 98H151V99H153ZM191 98H193V97H191ZM195 98H196V96H195ZM195 98H193L192 100H194ZM203 98V97H202ZM239 98V97H238ZM251 98V97H250ZM249 98V99H250ZM6 99H10V103H8V102H6ZM17 100L20 102H17ZM141 100V101H140ZM191 100V101H192ZM196 101H198L197 99H195ZM195 100H194V102H195ZM206 100V99H205ZM210 100V99H209ZM234 100V99H233ZM237 100V99H236ZM240 100V99H239ZM247 101H249L250 102V100H248V99H246ZM264 100V99H263ZM8 101V100H7ZM15 101V100H14ZM14 101H13V103H14ZM176 101H177V103H176ZM181 101V102H182ZM201 100H199V102H200ZM219 101V100H218ZM217 101V102H218ZM221 101V100H220ZM229 100H228V98H227V100H226V102H228ZM252 100H251V102H253ZM23 102V101H22ZM193 102V101H192ZM202 102V101H201ZM225 102V101H224ZM224 102H222L221 104V106H224V105H226V104H224ZM230 102V101H229ZM229 102H228V104H229ZM233 102H235V100L233 101ZM238 102V101H237ZM259 102H261V101H259ZM264 102V101H263ZM8 104V106H9V108H8V106H7V104ZM63 103H68L67 104V106L65 107L64 106V104ZM93 103H94V106H93ZM196 103V102H195ZM236 103V102H235ZM6 104V105H5ZM181 104V103H180ZM179 104V105H180ZM196 104H198V103H196ZM224 104V105H223ZM232 104V103H231ZM240 104V103H239ZM245 104H247V103H245ZM194 104H192V106H193ZM209 105H211V107L209 106ZM241 105H244V103H242ZM240 105V106H241ZM250 105V108H251V103L249 104ZM249 105H247L248 106V109H249ZM27 106V105H26ZM35 106V107H34ZM184 106V105H183ZM186 106H185V108H186ZM201 106V105H200ZM209 106V107H208ZM253 106H255V104L253 105V103H252V107ZM256 106H258V105H256ZM263 106V107H262ZM261 106V108L259 109H255L254 107H253V109H255V111L251 114V117H250V119L247 121L246 119H245V122L247 121L249 124H250V122H251V118L252 117H257V118H264V105H262ZM14 105H13V109H14ZM24 107V106H23ZM46 107H49V109L51 108V109H53L54 111H55V113H52V114H55V115H49L48 114V108H46ZM70 107V108H69ZM91 107H94V109L93 108H91ZM188 107H189V104H188ZM194 107V106H193ZM198 106H196V108H197ZM238 107V106H237ZM245 107V108H244ZM243 108L244 109H246L247 107H246V105L244 106ZM11 108V109H10ZM27 108V107H26ZM28 108H30L31 109V107L29 106ZM243 108H241V109H243ZM16 109V108H15ZM194 109V108H193ZM220 109H222L223 110V108L222 107H220ZM229 109V108H228ZM227 109V110H228ZM240 109V110H241ZM17 110V109H16ZM16 110H14L13 112H15ZM26 110V109H25ZM192 110V109H191ZM226 110V111H227ZM240 110L238 111V112H240ZM2 110L0 109V112H1ZM7 111V112H6ZM27 111V110H26ZM31 111V110H30ZM29 111V112H30ZM50 111V110H49ZM97 111H98V109H97ZM196 111H198V109L196 110ZM18 112H24V110L23 111H18ZM224 112H225V110H224ZM250 112V111H249ZM4 113H1L0 115H1V117L3 116V115H5ZM10 113V114H11ZM15 113H17V112H15ZM226 113V112H225ZM225 113H224V115H225ZM235 113V112H234ZM30 114V113H29ZM98 114V113H97ZM97 114H96V116H97ZM194 114H195V112H194ZM198 114H199V111H198ZM250 114V113H249ZM13 115V114H12ZM23 115V114H22ZM21 115V116H22ZM27 114H25V116H26ZM221 115H223V114H221ZM233 115V114H232ZM236 115H240V113L238 114H234L233 116H235V117H238V116H236ZM6 116V115H5ZM29 116V115H28ZM27 116V117H28ZM54 116V117H53ZM218 116H220L219 115V113H218V115L217 116H215V119H216V117H218ZM233 116H231V117H233ZM262 116V117H261ZM33 117V116H32ZM234 117V118H235ZM3 118V117H2ZM18 118V117H17ZM29 118L31 119V116H29ZM181 118V119H180ZM199 118V117H198ZM227 118V117H226ZM8 118H7V120H9ZM25 119H27V118H25ZM69 119H72V120H74L73 121V124H72V121H70ZM95 119H96V117H95ZM94 119V120H95ZM184 119V118H183ZM183 120V121H186V120ZM219 119V118H218ZM217 119V120H218ZM254 119V118H253ZM252 119V120H253ZM256 119V118H255ZM261 119H256V120H261ZM201 120V121H200ZM217 120H215V122L217 123L218 121ZM221 120H223V119H221ZM220 120V122H223V121H221ZM10 121H7L8 123H10ZM41 121H39V123L41 124L42 122ZM189 121H187L188 123H189ZM197 121H198V124H196L197 123ZM200 121V122H199ZM232 121V119L230 120V121H228V122H231ZM234 121V120H233ZM233 121H232V123L231 124H233ZM264 121V119L260 122H258V121H254V122H256L257 124H260V123H262ZM0 122H1V120H0ZM3 122V121H2ZM28 122H30V120H28ZM31 122H32V120H31ZM38 122V121H37ZM186 122V123H187ZM214 122V121H213ZM212 122V123H213ZM241 123H243L244 122V120H241L240 121ZM244 122V123H245ZM253 122V121H252ZM39 123H34V122H32L31 123V125H33V128L34 129H36V128H38V130H40L39 128H40V124ZM89 123H91V124H89ZM185 123V122H184ZM210 123V124H209ZM4 124V123H3ZM11 124V126H12V123H10ZM23 124H24V122H23ZM43 124H44V122H43ZM191 124H193V123H191ZM209 124V125H208ZM220 124V123H219ZM226 124V123H225ZM229 124V123H228ZM231 124H229V125H231ZM237 124V123H236ZM253 124V123H252ZM9 125V124H8ZM26 125H28V124H26ZM42 125V124H41ZM213 125V124H212ZM216 125V124H215ZM221 125H224L223 123L221 124ZM227 125V124H226ZM225 125V126H226ZM262 125H264V124H262ZM20 126V125H19ZM189 126V125H188ZM220 126V125H219ZM228 126V125H227ZM251 126V125H250ZM253 126H255V124L253 125ZM252 126V127H253ZM0 127L2 128V126L0 125ZM10 127V126H9ZM29 127H30V125H29ZM190 127V126H189ZM192 127V126H191ZM212 127V126H211ZM230 127V126H229ZM256 127V126H255ZM257 127H261V126H259V125H257ZM256 127V131H258V128ZM264 127V126H263ZM12 128H14V130L12 129ZM31 128H32V126H31ZM225 128V127H224ZM228 128V127H227ZM235 128V127H234ZM237 128H239V127H237ZM245 128V127H244ZM248 128H249V126H248ZM251 128V127H250ZM254 128V127H253ZM7 129H9V128H7ZM19 129H20V127H19ZM190 129V128H189ZM194 128H191V131L193 130ZM215 129H216V127H215ZM214 129V130H215ZM255 129V128H254ZM261 129V128H260ZM264 129V128H263ZM262 129V130H263ZM3 130V128L1 129V131L0 132H3L2 131ZM16 130V131H15ZM37 130V129H36ZM214 130H212V131H214ZM217 130V129H216ZM235 130H236V128H235ZM237 130H240V129H237ZM21 131H22V129H21ZM194 131V130H193ZM240 131H242V130H240ZM247 131V129H245V132ZM249 131H250V129H249ZM260 131V130H259ZM18 132V131H17ZM216 132V131H215ZM215 132H213L214 133V135L216 134ZM222 132V131H221ZM224 132V131H223ZM233 132V131H232ZM231 132V133H232ZM244 132V133H245ZM251 132V131H250ZM253 132H254V130H253ZM260 132H262V131H260ZM5 134H7L6 132H4ZM194 133V132H193ZM220 133V132H219ZM230 133V132H229ZM231 133L229 134V135H231ZM234 133V132H233ZM249 133V132H248ZM256 133V132H255ZM3 134V133H2ZM189 134H191V133H189ZM188 134V135H189ZM224 133H222V135H223ZM226 134V133H225ZM236 134V133H235ZM251 134H252V132H251ZM250 134V137H249V135H248V137L249 138H247V140L249 139H251V135ZM258 134V133H257ZM262 134H263V132H262ZM8 135V134H7ZM20 135H21V138H20ZM220 135V134H219ZM218 135V136H219ZM221 135V136H222ZM253 135H254V133H253ZM264 135V134H263ZM262 135V136H263ZM200 136V137H199ZM202 136V137H201ZM221 136H219L220 137V139H221ZM226 136H228L227 134H226ZM226 136L225 135H223L222 137L223 138H226ZM232 136V135H231ZM236 136V135H235ZM239 136V135H238ZM242 136V135H241ZM246 136V135H245ZM258 136V135H257ZM17 137H18V139L20 138V140H18L17 139ZM206 137V138H205ZM229 137V136H228ZM244 137V136H243ZM255 137V136H254ZM259 138H255V139H261L260 137L261 136H258ZM264 137V136H263ZM0 138H2V137H0ZM208 138V139H209ZM214 139H216V138H214ZM227 139H229V138H227ZM226 139V140H227ZM239 139H240V137H239ZM238 139V140H239ZM244 139V138H243ZM255 139H253V140H255ZM69 140H71V141H69ZM210 140H213L212 138H210ZM225 140V141H226ZM231 140H233L232 138H231ZM236 140V139H235ZM247 140L246 141H244V140H242V143H243V141L244 142H247ZM258 140V141H259ZM230 141V140H229ZM228 141V142H229ZM256 141V140H255ZM255 141H249V146H250V142H252L253 144H254V142ZM263 139H261V141H259V142H262L263 143ZM15 142V141H14ZM214 142V141H213ZM212 142V143H213ZM225 145H230L229 143H226V142H224V141H222ZM257 142V141H256ZM231 143V142H230ZM238 143V142H237ZM242 143H240L239 142V145L240 144H242ZM195 144H196V146H198L197 148H194L193 150H189L190 149V147L191 146H195ZM214 145L215 144H217V143H213ZM223 144V145H224ZM253 144H252V146H253ZM257 144H259L258 142H257ZM242 145H244V144H242ZM246 145H248V142H247V144ZM260 145V144H259ZM264 145V144H263ZM61 146H65L64 147V149L62 150L61 149ZM195 146V147H196ZM233 146H234V143H233ZM232 146V147H233ZM236 146V145H235ZM234 146V147H235ZM248 146V147H249ZM255 146V145H254ZM227 147V146H226ZM233 147V148H234ZM237 147V146H236ZM238 147H240V146H238ZM247 147V146H246ZM251 147V146H250ZM260 147V146H259ZM193 148V147H192ZM223 148H225V147H223ZM222 148V149H223ZM228 148V147H227ZM226 148V149H227ZM240 149H241V147H240ZM248 149V148H247ZM261 149H264L263 147H261ZM44 150H46V152H49L48 154H44ZM53 150H54V153H53ZM221 150V149H220ZM230 151H232V153L235 151V150H231V149H229ZM244 150H246L245 149V146H244V148H243V152H244ZM201 151V152H202ZM222 151V150H221ZM226 151V150H225ZM224 151V152H225ZM237 151V150H236ZM242 151H240L239 150V154H237V157L236 156H234L233 155V157L232 158H234V157H236L235 159H236V162H235V159H233L234 160V162H233V160H232V163L235 165H241V164H239V162H237V159H238V156H240V160L241 159H244L245 161H247V159H249V156H248V158L245 156V158H244V156L242 155L243 153H242ZM252 151V150H251ZM251 151H248V153L249 152H251ZM264 151V150H263ZM258 152H261V153H263L261 150H259ZM193 153V152H192ZM197 153V158L199 157L200 158V155H198V153H200V152H196ZM227 153L229 154V155H231V153L229 152V151H227ZM235 153H237V152H235ZM235 153H233V154H235ZM240 153H242L241 155H240ZM253 152H251V154H250V156L251 155H253L252 154ZM257 153V152H256ZM195 154V153H194ZM194 154H192V156L194 155ZM201 154V153H200ZM203 154V153H202ZM204 154H205V152H204ZM264 154V153H263ZM262 154V155H263ZM7 154H5V155H1L2 157H4V156H6ZM190 155V154H189ZM249 155V154H248ZM256 155H258V153L256 154ZM256 155H254V157L255 158H253V157H250V158H253L254 160V162H257L258 160L257 159H259V158H256L257 156ZM261 154H259L258 155V157L260 156ZM262 155H261V160H264V158L262 157ZM8 156V155H7ZM8 156V157H9ZM191 156V155H190ZM221 156V155H220ZM223 156H225L226 158H227V156L226 155H222L221 156V158L223 157ZM232 156V155H231ZM1 157V158H2ZM7 157V158H8ZM203 156H201V158H202ZM229 157V156H228ZM243 157V158H242ZM190 159H193V158H191V157H189ZM206 159H207V157H205ZM218 158H220V157H218ZM225 158V159H226ZM11 159V160H12ZM203 159V158H202ZM202 159H200V160H202ZM229 159H231V158H229ZM260 159H259V161H260ZM3 161H4V159H2ZM2 160H0V161H2ZM10 160V161H11ZM197 160V159H196ZM200 160H197V161H199V163L201 162ZM219 160H221L222 161V159H219ZM239 160V159H238ZM244 160H242V161H244ZM195 161V160H194ZM196 161V162H197ZM217 163H216V162ZM219 162V163H221V165L223 164L222 162ZM224 161V160H223ZM225 161H227V160H225ZM229 162H230V160H228ZM227 161V162H228ZM249 161V160H248ZM258 161V162H259ZM7 162H9L8 160L6 161V164H7ZM191 162H193V161H191ZM13 163H15L14 161H13ZM203 163V162H202ZM207 163H205V164H207ZM214 163H216V166H214L215 164ZM225 163V162H224ZM231 162H230V164H232ZM240 163H243V162H240ZM0 164H2L1 162H0ZM6 164H2V165H5V166H7ZM16 164H18V166H19V163L17 162ZM232 164V165H233ZM244 164H245V162H244ZM244 164H242V166H244ZM248 164V163H247ZM2 165H0L1 167H2ZM9 165H10V167H11V162L9 163ZM14 165V164H13ZM227 165H229V163L227 164ZM227 165H224V166H227ZM233 165V166H234ZM236 165H235V167H236ZM246 165V164H245ZM250 165V164H249ZM254 165V164H253ZM252 165V166H253ZM203 166V165H202ZM207 166V165H206ZM208 166H209V164H208ZM207 166V167H208ZM219 166H220V164H219ZM241 166V167H242ZM264 166V165H263ZM14 167H15V165H14ZM197 167H199L200 168V166H197ZM245 167V166H244ZM9 168V167H8ZM18 168H16V169H18ZM209 168V167H208ZM217 168H218V166H217ZM224 167H220V169L222 170ZM229 168H231L230 166H229ZM228 168V169H229ZM238 168V167H237ZM6 169V168H5ZM13 169V168H12ZM15 169V170H16ZM68 169H72V171H70L69 170V172H68ZM207 169V168H206ZM225 169H226V167H225ZM225 169L223 170V171H225ZM236 169V168H235ZM235 169L233 168H231V170L233 171L234 170V173L231 171V172H229L228 170V172H229V174L230 175H234L235 173H237L236 171H239V170H236L235 171ZM238 169H241L240 168V166H239V168ZM14 170V169H13ZM13 170H11V171H6V173H10L11 174V172H13ZM53 170H55V171H59L58 173L56 172V174L55 173H53V174H55V175H52L51 174V171L53 172ZM216 169H214V171H215ZM221 170H219V172L221 171ZM256 170V169H255ZM19 171V170H18ZM28 171V172H29ZM197 171V170H196ZM226 171V172H227ZM243 171V170H242ZM254 171V170H253ZM5 172V171H4ZM211 172H213V169H212V171ZM217 172V171H216ZM216 172H214V173H216ZM14 173V175L15 176H17L16 174ZM233 173V174H232ZM243 173V172H242ZM2 174V173H1ZM4 174V173H3ZM35 174H38V176H36ZM201 174V173H200ZM203 174V173H202ZM240 174V173H239ZM245 174H247V172H245ZM244 174V175H245ZM198 175V174H197ZM215 176H217V174H214ZM221 175V174H220ZM228 175V174H227ZM230 175H228V176H230ZM243 175V174H242ZM249 175V174H248ZM5 176V175H4ZM202 176V175H201ZM225 176V175H224ZM223 176V177H224ZM257 176V175H256ZM5 177H8V176H5ZM33 177H34V179H33ZM218 177H219V174H218ZM222 177V176H221ZM220 177V178H221ZM226 177V176H225ZM224 177V178H225ZM239 177H241V176H239ZM239 177H235V178H239ZM246 177H247V175H246ZM260 177V176H259ZM264 177V176H263ZM0 178H2V180L4 179L3 178V176H0ZM10 178V177H9ZM8 178V179H9ZM15 178V177H14ZM200 178V177H199ZM231 178V177H230ZM234 178V179H235ZM115 179H117L118 181H120V182H122V183H124L126 186H127V184L128 185H130L128 188H123V189H118V186L116 185V182L114 183V180ZM208 179V178H207ZM226 179V178H225ZM261 178H257V182H258V180H260ZM11 180V179H10ZM41 180V181H40ZM216 180V179H215ZM233 180V179H232ZM236 180V179H235ZM40 181V182H39ZM203 181V180H202ZM219 181V180H218ZM221 181V180H220ZM252 181V180H251ZM1 182V181H0ZM10 182V181H9ZM18 182V181H17ZM199 182V183H198ZM247 183H248V181H246ZM253 182V181H252ZM235 183H237V182H235ZM205 184H207V183H205ZM215 184V183H214ZM220 184V183H219ZM222 184V183H221ZM229 184V183H228ZM233 184V183H232ZM231 184V185H232ZM253 184V183H252ZM15 185V184H14ZM17 185H18V183H17ZM24 185H26V184H23V186ZM208 185V184H207ZM218 185V184H217ZM223 185V184H222ZM226 184H224V186H225ZM238 185V184H237ZM248 185V184H247ZM247 185H246V183H245V185L244 186H246L247 187ZM256 185V184H255ZM13 186V185H12ZM16 186V185H15ZM223 186V187H224ZM239 186V185H238ZM237 186V187H238ZM257 186H258V188H257ZM257 186H255L258 190H260L261 192V194H262V196H260V198L261 199H259V200H264V179L263 180H261V182H258L257 183ZM10 187H11V189H10ZM18 187V186H17ZM202 187V186H201ZM204 187V186H203ZM205 187H208V186H205ZM210 187H211V184H210ZM209 187V188H210ZM223 187H221V189L223 188ZM228 187V186H227ZM231 187V186H230ZM240 187V186H239ZM244 187L245 188V191H246V189L248 190V188L250 189V191H253L252 189L254 188V186H252L251 185V183H250V186L249 187ZM250 187H252V188H250ZM1 188V187H0ZM14 188V187H13ZM145 188H147V190L150 192V195L148 196V197H150V202L149 203H142L141 201L139 202V200H133V197L135 196V195H138V194H140V193H142V192H145V191H147ZM216 188V187H215ZM244 188H242V189H244ZM3 189H2V191H3ZM206 189V190H205ZM205 189H202V191H205V192H207V194H209L208 193V188H205ZM221 189H219L221 192H223V190H221ZM227 189V188H226ZM234 189V188H233ZM1 190V189H0ZM17 191L19 190V188L18 189H16ZM217 190V189H216ZM219 190H217V191H219ZM231 189H229L228 191H230ZM235 190V189H234ZM254 190H255V188H254ZM258 190H256V191H258ZM1 191V192H2ZM15 191V190H14ZM40 193H39V192ZM44 191V192H43ZM211 191V190H210ZM209 191V192H210ZM255 191V192H256ZM21 191H18V196L19 197H21V195L23 194H21L20 193ZM24 193H26L25 191H23ZM204 192V193H205ZM212 192V191H211ZM220 192V193H221ZM225 192V191H224ZM223 192V193H224ZM236 192H239V190L238 191H236ZM253 193L252 195H253V197H255L254 195L257 193ZM17 193V192H16ZM20 193V194H19ZM214 193V192H213ZM231 193H232V191H231ZM234 193V192H233ZM248 194H249V192H247ZM15 194V193H14ZM40 194H42L41 195V197L39 196ZM227 194V193H226ZM238 194V193H237ZM243 194V193H242ZM260 194V195H261ZM224 195V194H223ZM230 195L231 194H229V197L228 198H230ZM240 195V194H239ZM238 195V196H239ZM244 195V194H243ZM250 195V194H249ZM207 196H209V195H207ZM211 196V195H210ZM226 196V195H225ZM241 196V195H240ZM251 196V195H250ZM37 197H40V198H42L43 200H41L40 198H37ZM136 197V196H135ZM134 197V198H135ZM139 197V196H138ZM147 197V198H148ZM243 197V196H242ZM249 197V196H248ZM258 197V196H257ZM24 198V197H23ZM22 198V199H23ZM142 198V197H141ZM209 198V197H208ZM223 198V197H222ZM234 198V197H233ZM20 199V198H19ZM18 199V200H19ZM38 199H40V200H38ZM248 199V198H247ZM251 199V198H250ZM257 199V198H256ZM255 199V200H256ZM45 200V204L43 205V204H41L42 203V201H44ZM133 200V202H131ZM143 200V199H142ZM211 200V199H210ZM222 200V199H221ZM223 200H225V198L223 199ZM243 200H245V199H243ZM254 200V199H253ZM20 201V200H19ZM197 201V200H196ZM208 201V200H207ZM216 201V200H215ZM233 201V200H232ZM236 201V200H235ZM246 201V200H245ZM245 201L243 202L244 204H245ZM251 201H252V199H251ZM41 202V203H40ZM193 202V201H192ZM209 202V201H208ZM223 202V201H222ZM240 202H242V199L240 200ZM264 202V201H263ZM195 203V202H194ZM197 203V202H196ZM231 203V202H230ZM239 203V202H238ZM38 204H40V206H38L37 207V205ZM193 204V203H192ZM211 204V203H210ZM222 204V203H221ZM232 204V203H231ZM253 204V203H252ZM256 203H255V201H254V204L253 205H255ZM218 205V204H217ZM238 205V204H237ZM247 205H249V204H247ZM258 204H256V206H257ZM15 206L17 207V208H15ZM19 206V205H18ZM255 206V207H256ZM259 206V205H258ZM260 206H263L262 208H264V203H262ZM229 207V206H228ZM230 207H231V205H230ZM251 207V206H250ZM220 208V207H219ZM226 208V207H225ZM247 208H249L248 206H247ZM261 208V209H262ZM224 209V208H223ZM250 209V208H249ZM253 209H254V211L256 210V208H254L253 207ZM253 209H252V211L251 212H253ZM260 209V210H261ZM217 210H219V209H217ZM226 210H228V209H226ZM230 210V209H229ZM263 211H264V209H262ZM261 210V211H262ZM214 211V212H213ZM257 211V210H256ZM255 211V212H256ZM259 211V210H258ZM260 211V212H261ZM191 212V211H190ZM245 212L247 213V209L243 206V204H239L237 207L235 206V208L232 210V214H230L229 215V221H228V219H227V221H228V227L226 228V227H224V228H226V230L224 231V233L226 232L228 235H230L231 234V232L232 231H235V234L236 235H238L237 234V231H236V229H238V227H240L241 225H242V222L244 221V220H246V219H244L243 218V216H244V214H245ZM92 213L93 214V216H91L90 214ZM157 213H159V215L157 214ZM228 213V212H227ZM248 213H249V211H248ZM257 213V212H256ZM147 214V215H146ZM158 215L159 217L160 216H162L163 218H166V221L164 220H158L157 222H154L155 224L154 225H148V220H149V218H151V217H153V216H155V215ZM188 214H190V213H188ZM221 214H222V212H221ZM221 214H220V216H221ZM225 214H226V212H225ZM251 214V213H250ZM261 214V213H260ZM67 215H70L69 217V220H67V222H64V218L66 219V217L65 216H67ZM219 215V214H218ZM253 215H254V213H253ZM246 216V215H245ZM257 216V215H256ZM98 217V216H97ZM248 217V216H247ZM255 217V216H254ZM264 217V216H263ZM162 218V219H163ZM171 218V219H170ZM216 218H218V217H216ZM221 218V217H220ZM249 218V217H248ZM248 218H247V220H248ZM251 218V217H250ZM259 219L261 218V217H258ZM102 219V218H101ZM154 219V218H153ZM215 219V218H214ZM242 219H244L243 221H242ZM263 219V218H262ZM152 220V219H151ZM219 220V219H218ZM217 220V221H218ZM264 220V219H263ZM102 221L103 220H98L97 222L99 223V224H101L102 223ZM252 221V220H251ZM256 221V220H255ZM219 222V221H218ZM245 222H247V221H245ZM261 222V221H260ZM264 222V221H263ZM64 223H65V225H64ZM222 223H223V221H222ZM249 223H250V220H249ZM252 223H253V221H252ZM150 224V223H149ZM254 225H255V223H253ZM261 224L263 225V223L261 222ZM94 225H96L95 224V222H94ZM98 225V224H97ZM219 225H221L220 223H219ZM244 225V224H243ZM242 225V226H243ZM248 225H250V224H247V226ZM254 225H253V227H254ZM257 225V224H256ZM255 225V226H256ZM261 225V226H262ZM4 226H6V227H4ZM99 226V225H98ZM98 226L96 227V228H98ZM101 226H102V224H101ZM110 226V225H109ZM109 226H108V228H109ZM226 226H227V224H226ZM264 226V225H263ZM178 227V228H177ZM258 227V226H257ZM86 228H84V230H87ZM90 228H91V225H90ZM192 228V229H193ZM222 228V227H221ZM247 228V227H246ZM261 228V227H260ZM88 229H89V226H88ZM101 229V228H100ZM112 229V228H111ZM188 229V230H187ZM262 229V228H261ZM83 229H82V232L84 231ZM103 230V229H102ZM161 230H159V231H161ZM239 230H241V229H239ZM244 230H246L245 228H244ZM88 231V230H87ZM85 232V235L86 236H90V235H92L90 232ZM223 231V230H222ZM256 231V230H255ZM82 232L80 233L81 235H82ZM108 232H110V230L108 229V231L107 232H105V231H102V233L104 234V235H101L100 233V235H98V236H96L97 237V239H98V241H99V243L100 244H102V242H103V238H106V239H109V238H107V237H110L111 236V239H112V235L109 233V235H107L108 234ZM220 232V231H219ZM243 232V231H242ZM241 232V233H242ZM262 232V231H261ZM59 233H61V235H60V240L58 241V239H57V237H59L58 235H59ZM168 233V232H167ZM216 233V232H215ZM246 233V232H245ZM252 233V232H251ZM251 233H248V234H246L247 235V237L244 235V237H242L241 238V234H240V237L239 238H241V239H237V237L235 238V239H233V238H231V239H229L228 241L225 239V238H223V240L225 239V241L224 242H228V244H227V247L226 248H228V250H226V252H225V254H228L229 255V253L231 254L232 252H234V254L236 253L237 255H234V256H236V258L238 259V257H239V259L241 260V262H242V264H259V258L261 257V255H263L264 254V252H262L261 254H259L260 255V257L258 258V253H257V255H255V256H253L252 254H253V251H252V247H251V243H250V236H248L249 234H251ZM255 233V232H254ZM254 233H252V234H254ZM256 233H258V231L256 232ZM260 233V232H259ZM96 234H98V233H96ZM194 234V233H193ZM192 233L190 234V235H193ZM209 234V233H208ZM251 234V235H252ZM156 235V234H155ZM182 235H184V234H182ZM210 235V234H209ZM228 235H226V236H228ZM254 235H256V234H254ZM253 235V236H254ZM77 236V237H76ZM93 236V235H92ZM147 236V237H148ZM211 236V235H210ZM209 236V237H210ZM219 236V238L222 236H220V235H218ZM217 236V237H218ZM224 237H225V235H223ZM231 236H234V234H232ZM242 236H243V234H242ZM83 237H84V235H83ZM91 237V236H90ZM99 237H101L102 239H100L99 240ZM116 237V236H115ZM150 237H152V236H150ZM192 237V236H191ZM260 237V236H259ZM263 237V236H262ZM79 238H80V236H79ZM81 238H82V236H81ZM81 238H80V240H81ZM87 238V237H86ZM86 238H84L85 240H86ZM89 238V237H88ZM87 238V239H88ZM178 238V237H177ZM222 238V237H221ZM228 238V237H227ZM78 239V240H77ZM93 239H95V238H93ZM97 239H95L96 241H97ZM111 239H109L110 241H112ZM114 239V238H113ZM134 239H136V237H134ZM145 239H146V237H145ZM192 239V238H191ZM193 239H195V238H193ZM212 239V238H211ZM218 239V238H217ZM258 239H260V238H258ZM84 240V241H85ZM115 240V239H114ZM112 241V242H115V241ZM117 240H120L119 238H117ZM143 240H144V237H143ZM152 240H155V238H153ZM151 240V241H152ZM157 240V239H156ZM216 240V239H215ZM214 240V241H215ZM263 240H264V238H263ZM90 241V240H89ZM93 241V240H92ZM92 241H91V244H92ZM104 241H105V239H104ZM106 241H108V240H106ZM126 241V240H125ZM127 241V242H128ZM172 241H173V239H172ZM192 241V240H191ZM190 241V242H191ZM195 241H196V239H195ZM218 241H220V240H218ZM222 241V240H221ZM252 241H253V239H252ZM256 241V240H255ZM78 242V243H77ZM82 242V241H81ZM81 242H80V244H81ZM86 242V241H85ZM111 242V243H112ZM118 242V241H117ZM121 242V241H120ZM150 242V241H149ZM156 242V241H155ZM193 242H194V240H193ZM192 242V243H193ZM213 242V241H212ZM226 242V243H227ZM261 242V241H260ZM94 243L95 244H98V243H96L95 241H94ZM105 243V242H104ZM110 243V244H111ZM116 243V242H115ZM131 243V242H130ZM130 243H129V247H130ZM134 244H135V242H133ZM132 243V245H134ZM223 243V241L221 242V244ZM89 243H87V245H88ZM90 244V245H91ZM100 244H99V247H100ZM110 244H106V245H110ZM118 244V243H117ZM117 244H114V243H112L111 245L112 246H115V245H117ZM181 245H186V244H182V243H180ZM255 244V243H254ZM259 244V243H258ZM84 245H85V243H84ZM89 245V246H90ZM104 246H105V244H103ZM103 245H101V246H103ZM121 244H119V247H121L120 246ZM132 245H131V248H132ZM154 245H156V244H154ZM191 245V244H190ZM193 245H194V243H193ZM198 245V244H197ZM199 245H200V243H199ZM198 245V246H199ZM81 246V245H80ZM103 246V247H104ZM124 246V245H123ZM153 246V245H152ZM178 246L180 247V245L178 244ZM177 246V247H178ZM197 246V247H198ZM212 246V245H211ZM211 246H209L210 248H211ZM217 246H218V244H217ZM255 246V245H254ZM257 246V245H256ZM84 247H86V246H84ZM93 247L95 248V245H93ZM97 248H95V249H102L101 247L100 248H98V246H96ZM105 247H107V246H105ZM104 247V248H105ZM127 247V246H126ZM174 247V246H173ZM172 247V248H173ZM176 247V246H175ZM193 247V246H192ZM195 247V246H194ZM193 247V248H194ZM219 247V246H218ZM89 248V247H88ZM91 248H92V246H91ZM90 248V250H88V251H91L92 249ZM115 248H117V247H115ZM128 248V247H127ZM154 248V247H153ZM172 248H170L169 250H171L172 251ZM184 248V247H183ZM185 248L186 249H189V248H191V246L190 247H188V246H185ZM196 248V247H195ZM194 248V249H195ZM199 248V247H198ZM204 245H203V243H201V249L203 250V252H205L204 251ZM209 248V249H210ZM214 248V247H213ZM215 248H216V246H215ZM225 248V249H226ZM122 249H125V248H122ZM186 249H183L182 251H184V250H186ZM220 249V248H219ZM254 249V248H253ZM259 249V248H258ZM57 250V249H56ZM86 250L87 249H85V252H86ZM98 250H95V252L93 253V255L98 251ZM128 250V249H127ZM134 250V249H133ZM153 250V249H152ZM156 250V249H155ZM179 250V249H178ZM181 250V249H180ZM214 250V249H213ZM217 250V249H216ZM256 250V249H255ZM262 250L264 251V247H262ZM261 250V251H262ZM53 251V250H52ZM88 251L86 252V253H88ZM93 251H94V249H93ZM108 251V250H107ZM149 251V250H148ZM151 251V250H150ZM150 251H149V253H150ZM154 251V250H153ZM159 249H158V252H156L157 254H156V256L158 255V253H159ZM164 252H166L165 250H163ZM173 251H174V249H173ZM228 251V252H227ZM258 251V250H257ZM260 251V250H259ZM81 252V253H80ZM110 252V251H109ZM120 252V251H119ZM124 252V251H123ZM132 252V251H131ZM134 252V251H133ZM132 252V253H133ZM161 252H162V250H161ZM177 252V251H176ZM213 252H215V250L213 251ZM56 253H58V252H56ZM85 253V254H86ZM90 253V252H89ZM111 253V252H110ZM125 254L127 253L128 254V252H124ZM124 253H122V255H121V253L120 254H115V255H119V257H120V255L121 256H127V255H125ZM163 253V252H162ZM168 253V252H167ZM173 253V252H172ZM175 253V252H174ZM183 253V252H182ZM219 253V252H218ZM256 253V252H255ZM254 253V254H255ZM92 253H90V255H91ZM97 254V253H96ZM95 254V255H96ZM106 254L107 253H105V256L104 257H102L101 259H104L105 261H107L106 259H109V256H106ZM134 254H136V253H134ZM133 254V255H134ZM146 254H147V252H146ZM145 254V255H146ZM152 255H153V252L151 253ZM188 254V253H187ZM201 254H202V252H201ZM78 255H82L81 256V258L80 257H78V258H80V259H77V260H75V258H77V256ZM89 255V254H88ZM90 255L88 256V258L90 257ZM92 255V256H93ZM98 255H99V253H98ZM101 255V254H100ZM110 255V254H109ZM113 255V254H112ZM129 255V254H128ZM132 255V254H131ZM132 255V256H133ZM150 255V254H149ZM186 255V254H185ZM193 255V254H192ZM214 255H215V253H214ZM220 255V254H219ZM218 255V256H219ZM227 255V256H228ZM231 255H233V254H231ZM102 256V255H101ZM147 256V255H146ZM155 256V255H154ZM153 256V257H154ZM164 256H166V255H164ZM173 256V255H172ZM189 256V255H188ZM199 256H201V255H199ZM202 256H203V254H202ZM224 256V255H223ZM222 256V257H223ZM52 257V256H51ZM112 257V256H111ZM128 257H130V256H127V258ZM143 257H145V256H143ZM159 257V256H158ZM167 257H169V256H167ZM171 257V256H170ZM192 257V256H191ZM198 257V256H197ZM214 257V256H213ZM217 257V256H216ZM219 257H221V256H219ZM86 258H87V256H86ZM87 258V259H88ZM124 258V257H123ZM131 258V257H130ZM148 258V257H147ZM152 257H150V259H151ZM160 258V257H159ZM159 258H157V259H159ZM175 258V257H174ZM180 258V257H179ZM178 258V259H179ZM181 258H183V256L181 257ZM185 258H188V257H185ZM193 258V257H192ZM206 258H207V256H206ZM230 258H232V257H230ZM236 258H233V259H236ZM262 258V257H261ZM260 258V259H261ZM55 259V258H54ZM58 259V258H57ZM87 259H85V262H86V260ZM94 259V258H93ZM93 259H91L92 261H89V264H90V262H91V264L93 263ZM118 259V258H117ZM137 259H139V258H137ZM144 259H146V257L144 258ZM168 259V258H167ZM177 259V258H176ZM195 259H197L196 257H195ZM200 259V258H199ZM198 259V261L195 263V264H202L201 262H200V260ZM210 259V258H209ZM213 259V258H212ZM217 259V258H216ZM74 260H75V262H74ZM82 260V259H81ZM124 261V259H118V261ZM133 260V259H132ZM132 260H130V261H132ZM143 260V259H142ZM149 260V259H148ZM156 260V259H155ZM164 260V259H163ZM166 260V259H165ZM170 260H172V259H170ZM169 260V263L170 262H172V261H170ZM190 261H191V258L189 259ZM189 260H187V262L189 263ZM193 260V259H192ZM205 260H208V259H205ZM211 260V259H210ZM220 260V259H219ZM110 261V260H109ZM122 261V262H123ZM126 261V260H125ZM137 261V260H136ZM153 261H154V259H153ZM175 261V260H174ZM185 261V260H184ZM230 261V260H229ZM237 261V260H236ZM262 261H263V259H262ZM261 261V262H262ZM78 262V263H79ZM108 262V261H107ZM134 262V261H133ZM137 262H139V261H137ZM146 262V261H145ZM156 262V261H155ZM187 262H185V263H187ZM205 262H207V264H209L208 263V261H205ZM210 262V261H209ZM213 262H215V261H213ZM222 262V261H221ZM232 263H233V261H231ZM260 262V263H261ZM100 264H102L101 262H99ZM98 263V264H99ZM130 263V262H129ZM135 263V262H134ZM141 263V262H140ZM168 263V264H169ZM174 263H176V262H174ZM179 263V262H178ZM194 263V262H193ZM193 263H191V264H193ZM212 263V262H211ZM226 263V262H225ZM236 263V262H235ZM55 264V263H54ZM56 264H57V262H56ZM81 264V263H80ZM82 264H84V263H82ZM86 264H88V263H86ZM105 264H107L106 262H105ZM108 264H115L114 262H113V259H112V261H110V262H108ZM124 264V263H123ZM141 264H143V263H141ZM150 264V263H149ZM160 264V263H159ZM164 264V263H163ZM177 264V263H176ZM182 264V263H181ZM214 264H216V263H214ZM231 264V263H230Z\"/></svg>", "mask_w": 264, "mask_h": 264}, {"label": "rangeland", "instance_id": "rangeland-1", "mask_svg": "<svg viewBox=\"0 0 264 264\" xmlns=\"http://www.w3.org/2000/svg\"><path fill=\"white\" fill-rule=\"evenodd\" d=\"M34 1V0H33ZM36 1H38V0H35V2ZM39 1H41V0H39ZM60 0H58V2H59ZM62 1V0H61ZM70 0H67V3H68V6L70 7V8H68V6L66 5L67 3H65V4H63L62 2L59 4L58 2H57V0H52V1H50V0H47V2L45 3L44 1H43V3H42V5L41 6H39V3L40 2H37L38 3V5L36 4V8H37V10H35V12L33 11V13H30L32 10L31 9H29V14L30 15H28V17L26 18V16H27V11H28V9L24 12L23 11V9L25 10L26 8H27V5L29 4V2H30V6H32L33 4L32 3H34V2H32L31 0L28 2V0H0V74H4L5 76H6V83L4 82L5 80V77L2 75H0L1 76V82L3 81V83H5L6 85H8L6 88H8V87H10V88H8V89H6L4 86H6V85H3L2 86V84H1V86H2V90L3 91H7V93H6V91H5V93L4 94H2L1 95V97H3V98H6V97H8V96H10L11 95V93L12 92H14V91H16V93L18 94L17 96H18V100H20V102L17 100V102H19L20 104H21V109H19L20 108V106H17V105H19V104H15V102H16V99H11V97H13V96H11V97H9L10 99H11V101H12V105H11V103L9 102L10 101V99H6V102H8V103H10V107L12 108V113L9 111V115H11V116H14V114L15 115H17V114H23L22 116L21 115H17V116H14L18 121H16V120H13V118L11 117V119L13 120V121H16V122H18L19 123V125L16 123V125L14 126V124H13V122H12V120L10 121V117H8V112H7V114L6 113H4L5 111H3L4 109H2V108H0L2 111L0 112V114L1 113H4L5 115H3L2 117H1V115H0V120H1V122H0V125L2 126V128H3V132H0V137H2V138H0V140H3V138L5 137L6 139L8 138L7 136H9L10 134H11V132H12V134H13V132L14 131H10L11 129V127H14V128H16L17 129V125H18V132L16 131V132H14V133H21L22 134V132L24 131V129L26 128V126H27V128L25 129V133H26V131L28 130V132L29 133H32V135L30 136V137H28V139H30L31 138V140H35L36 142H43V146L45 145V144H48V145H50V144H52L50 141H48V140H40V139H36L35 138V136H36V134L37 133H39V131L40 132H42V130L44 129V132H47L48 131V129H45V127H43L44 125H46V124H48L47 122H48V120H45V121H41V120H38L37 119V117H36V121L33 119V118H35V116H38V114H36V113H33V111L35 110L34 108H33V105L31 104V103H33V102H31L30 100L32 99L31 97H32V94L33 93H37L36 92V90H39L38 88V82H37V75H39L40 74V72L42 71L41 69H36V65L34 66V64H33V67L35 68H33V67H31L30 66V64H28V63H26V61H22V60H20L19 58H17L16 57V55H15V52L12 50L11 51V53H10V51L8 52V51H6L4 48L2 49V46H4L5 48L7 47V46H9V47H15L14 49L16 50L17 49V51L18 50H20V52L22 53V54H24L25 56H27V58H29L28 56H32V54L31 53H33V52H38V51H40V52H43V54H46L49 58H51V56H53V55H55V57L57 58V59H59V60H62V63L63 64H65V65H67L68 67H73L74 66V68H72L73 70H75V72L77 73V74H79V76L76 74V73H74V71L72 70V73L74 74V76H76L77 77V79H79V82H82L81 84H85V85H87L90 89H91V87H92V90H94V87H95V90L93 91V92H96V93H93L94 94V100H93V102L95 103V105L97 104V102L98 101H103V99H105L104 98V95H102V93L100 94V91H98L97 92V89H96V87H97V85H99L100 84V82L98 81V83H96V82H94L93 81V79L94 78H96L97 77V75L95 76V75H91V74H93V73H91L90 74V71H89V69H87L88 67L90 68V67H92L91 66V62L89 63V62H86V59H84V60H81V61H84V62H86V63H81L82 65H84V66H80L81 64H75V63H73L70 59H69V57H68V55L66 56L65 54V51L64 50H62V49H57L56 48V45L55 44H57V43H59V42H62V41H60V40H66L65 38H59L58 37V35H55L54 37L55 38H53L52 37V33H53V31L51 32V33H47V31H48V29L47 28H43V30H40L39 29V26L40 25H43V24H46L45 22H46V20H47V22L50 20V18L51 17H54V16H58L59 14L61 15L62 13H60L59 11L61 10H63L62 9V7L63 6H67V8L68 9H71L72 8V11L74 12L75 10H77L78 8H77V6L78 7H80L81 5L83 6L84 5V3L82 2V1H80L79 0V2H82V3H79V2H74V0L72 1L71 0V2H69ZM78 1V0H77ZM83 1H85V0H83ZM114 2H116L117 4H115V3H113V4H110V10H116L117 11V7H118V5H119V8H120V5H121V3L123 2V1H121V0H117V1H119V4H118V2L116 1V0H113ZM139 0H136V2H138ZM142 1L143 2H145L146 3V0L144 1V0H141V4L140 3H137L136 4V7H137V9H136V12L137 11H139L140 9H141V7L142 6H140V5H143V7L142 8H145V6H146V4L145 3H142ZM148 1H151L150 2V5H151V3H152V5L154 4V3H156V5L155 6H157L158 4H159V2L157 3V1H159V0H155V2L154 1H152V0H147V2ZM166 1V0H165ZM160 1V4L162 3V4H166L165 6L163 5V7L165 8H162V6L160 7V5L158 6V7H155L154 8V10L156 11V12H152V9H151V11H150V13L152 12L153 13V15H152V13L150 14V15H152L153 17L159 12V13H162L163 12V10H164V13L165 12H168L169 10H172V11H174V13H172V11H171V15L173 16V17H171V15L169 16V17H166V18H168V19H172V23H176V22H178L177 24H173V25H175V26H173V27H175L176 29H177V31L175 30V28H173L172 26V28H173V30L175 31H173V32H171L170 30H172V28L170 27V25H172V24H170L171 22L168 20L167 22H166V18H164V20L162 21V22H164V23H162V22H160V24L161 25H163L162 26V28L163 29H161V25L160 24H156V26H154V30H153V24L152 25H150L149 24V31H148V29H147V26H146V28L144 29V27H145V25H136V27L135 26H131V25H133L132 23L129 25V23L128 24H126V25H128V26H130V29L132 30H135V31H133V34L136 32V31H142L143 33H144V41H146V40H148V38H151L152 37V32L153 31H155V32H157V33H161L163 30H164V32H166V33H164L165 34V36H166V38H167V36H168V38L170 37V38H174V40H172V39H166V44H168L169 45V47H171L172 46V43H171V41L170 40H172V41H174L175 42V39L177 38V41L176 42H178L179 44H181L182 42H184V44H185V42H186V38L188 37H190L189 38V40H188V38H187V41H190V43H192L191 42V40H193V42L194 43H196V44H194V45H192V44H188V42H186V44L184 45L183 43H182V45H184V46H182V45H179L178 44V47H179V49L181 48V46H182V48L179 50H175V49H177L178 47H177V45H176V47H175V45H173L172 47H175V48H168V49H166L165 48V52H164V47H158L156 50H159L160 48H161V50H163V51H158V53L157 52H146V53H143V55L144 54H146V55H142V57H140V58H144V59H146L147 57H150V55H152L151 56V58H153V54H151V53H154V55L155 54H158V55H161L160 53H163L165 56H163L164 58H163V63H164V65H166L168 68H166V66H163V65H160V69H162L164 72H162L163 73V75H164V79L162 78V77H160V75H159V80L158 81H155L153 84H151V86L150 85H147V86H143V84L139 87V90L137 91V90H135L136 92H137V95H139V93H140V97H142L143 95H144V98H143V103H145V105H149L150 103L148 102L149 100H153L154 101V103H156V100L157 99H159V98H161L160 96L162 95V93L161 92H159V94H161L159 97L157 96V93L158 92H156L157 91V89L158 88H160L161 87V85H162V87L161 88H169V84L171 83V81L173 80V79H180V78H182L181 76H183L184 74H187L189 77L188 78H190L191 77V75H192V78H193V76H197V74L198 75H200L202 72V74L204 75V76H206V74H207V76L208 77H204L203 76V80H201L200 81V86L198 87L199 89H198V91H197V88H195L197 85H193L192 86V89L191 90H187V89H185V90H183L181 93V95L183 96H181L180 97V99H177V100H179L178 101V103H177V101H176V103H177V107H178V112H179V116H181L182 117V119H181V122H183V126H186L187 128H188V134L189 133H191V134H187V139H192L194 136H196L197 135V128H196V126H194L195 125V123L194 122H191V121H189V120H186L185 119V117H184V115H183V113L184 112H182L183 110L185 111V110H187V109H190V111H191V113L193 112V118L195 119V120H198V119H201L200 118V113H201V110L203 109V108H206L207 106H205L206 105V103L208 104V102H213L212 100H214L215 101V99L217 98V100H216V102H214L215 103V105L213 104V106H217V104L219 105V103H220V107H222L223 108V110L222 109H220V107L218 108V112L216 113V115L215 116H217L218 115V113H219V115L220 116H218V117H216V119H215V116H214V120H212L210 123H211V125L208 127V129H207V131L205 132V134H202L203 136H205L206 135V137L210 134H213V136L211 135V137L210 138H212L213 140H210V138H209V136H208V138H207V140L206 141H209V142H211V145H212V147L214 146V148L215 147H217V146H219V141H220V146H222L221 148H219V151L218 152H216V153H218V154H216V155H218V157H220V158H218L217 157V162H218V168H217V166H216V163H214L215 165L214 166H216V167H210V165L212 166L213 165V163H211V162H209V163H207L209 160H208V158H210V154H209V150H211L210 148V146H208V145H205L204 147H206V150L207 151H204L205 152V154H204V152L202 151V149H201V151L199 150V151H196V152H200V153H198V155H200V158L198 157H196L197 156V153L195 152V150H193L194 148H197L198 146H196V144H195V146L193 145V146H191L190 147V149L189 150H193L192 152H190L189 151V153L188 154H186V155H188L189 157H191V158H193V159H190L189 157H188V159H189V161L190 162H188V166H191V168L193 169V171L195 172V174H196V178H197V176H198V181L200 182H205V183H207V184H202L201 182V186L198 188V189H200L199 190V192L198 193H196V194H201L202 195V197H198V198H192V197H190V199H189V202L191 201V203H188V204H190L189 206H187L183 211L181 210V213H187V215H188V218H189V215L191 216V218H194L195 216H194V214L192 215L191 213H192V207H194V206H198L197 204H202L203 206H205V205H207V206H214V205H216L217 207L216 208H213V210L215 211H213L214 213H213V218H212V229H210L209 231H208V233L211 235H209L208 233H207V238H206V240H205V242H203V241H198V239L196 238L197 237V233H196V231H195V228H193V227H190V228H188V229H190V231H191V233L193 234V235H190L189 233L187 234V232L185 233V232H181L180 230L179 231H177V232H175V233H171V232H169L168 230L167 231H165L164 233L162 232V230H161V228L159 229V228H157V232L156 233H154L153 235H150V236H152V237H150V236H148V235H141V236H134V237H136V239H134V237L132 236V233H130V234H128L127 236L128 237H130V240L133 238V242H135V244L132 242V241H128L129 239L128 238H126V237H123V239H122V236H118L117 235V232L115 231V229H114V227L112 226V224H111V222L109 223V224H107V220L106 219H104V217H100V215H97V216H93V214L91 213H89L91 216H93L94 218H95V224L96 225H94V222H93V224H90L91 225V228H90V225H88L89 226V229H88V226H87V228L86 227H81V232H82V229L84 230V228H86L87 230H84L85 232L87 231V232H90L92 235H90V236H86L85 235V232L83 231L82 232V235L79 233V236H80V238H81V236H82V238H81V240H80V238H79V236L77 237L78 239V241H79V247H81L82 248V245H83V248H85V249H87L86 250V252L88 251V250H90V248H91V246H92V248L94 249V251H93V249L91 250V251H88V253H86L85 252V249H84V252H83V254L82 255H84V258H83V256H82V258H81V256L80 255H78L77 256V258H75V260H77V259H80V261H82V262H79V261H76L75 262V260H74V262H75V264H82V263H84V264H86V263H88L89 264V261H92L91 259H93V263L92 264H98L99 262H101L102 264H105V262L108 264V262H110V261H112V259H113V262L115 263V264H141V263H143V264H168L169 263V260L170 259H172V260H170V261H172V262H170L169 264H191V263H193V264H195L197 261H198V259L200 260V262L202 263V264H207V262H205V261H208V263L209 264H214V263H216V264H242V262H241V258L239 259V257H238V259L236 258V256H234V255H237L236 253L234 254V252H232L231 254H233V255H231L230 253H229V255L228 254H225V252H226V250H228V248H226L227 247V244H228V240L229 239H231V238H233V239H235L237 236V239L240 237V234H241V238L242 237H244V235L247 237V235L246 234H248V233H254V234H256V235H254V234H249L248 236H250V243H251V247H252V251H253V256H255V255H257V253H258V258L260 257V255L259 254H261L262 252H264L263 250H262V247H264V240H263V238H264V211L262 210V209H264V208H262L263 206H260L262 203H264L263 201L264 200H259V199H261L260 198V196H262V194L260 193L261 191L260 190H258L257 188H258V186H257V183L258 182H261V180H263L264 179V160H261L260 158H261V155L264 153V149H261V147H263L264 148V141H263V143L262 142H259V141H261V139H263L264 140V125H262V124H264V121L262 122V123H260V124H257L256 122H254V121H262L264 118H257V117H252L251 118V122H250V124L247 122L249 119H250V117H251V114L255 111V109L257 108H261V106L262 105H264V96H263V93H264V85H263V87L262 88H260L261 86H262V83H264V82H261V86L259 85L260 83H258V85H257V87L255 88L254 87V83H256V79L259 77V75H257V73H258V69H259V67H262V66H264L263 64H264V56H263V54H264V49H262V48H264L263 47V45H264V43H262L261 41H263L264 42V36L263 37H260V33H261V36H262V34L264 33L263 31V29H264V19H263V15H264V13H260L259 11H263L264 10V8H263V10H262V8L261 7H264V3H263V1L264 0H259V2H262V3H259L258 2V0H254L253 2L255 3V8H256V10H254L255 11V14L257 15L256 17H258L259 18V16H260V18L258 19V20H261V22L263 23H260V21H258L257 19H256V21H257V23H255L256 21H253V19H254V16H255V14H250V16H249V18H251V16H252V21H250L249 19V21L248 20H244L245 22H246V24H245V26H243L244 28H242V29H245V27H247V28H252V30L253 31H255V33L253 32V31H251V32H249L248 34H247V32L249 31V30H247V32L245 33L246 35H244L243 34V32L239 29L240 27H239V25H238V27H235L234 26V23H232V28H233V26H234V29H238L239 31H241V33L239 32L238 33V31H236L235 32V30H233L232 28H231V31H230V27H224L225 25L226 26H230L229 24H231L229 21H228V18L230 19V17H228V15H229V12H230V15H232L234 12H236L237 10H240V9H237L238 7L240 8V6H239V3L241 4V3H244V2H240V1H243V0H237V1H239V3L238 2H236V4H233V2H234V0H233V2L231 1V3L232 4H230V0L228 1V0H226L227 1V3L228 4H230V5H232V6H230V5H228L227 3H226V1L225 0H216L217 1V3L219 2V4L217 5V3H216V1L214 0H205V1H203L202 3H203V7L205 8L206 6V4L207 3H209V2H211L209 5H207V7L208 8H211L210 9V11H215L213 14L209 11V13L210 14H207L208 13V10L209 9H207L206 8V10H207V12H206V10L203 8V9H201V10H203V11H205L204 13L202 12V11H200V8L202 7L201 6V4H199V2L197 3V4H192V6L193 7H199V12H201V13H199L198 14V11H196V13L195 12H192L193 10L195 11V10H198V8L197 9H193V7H190L189 5H191L190 4V2L191 1H193V0H181V1H179V0H177V1H175V0H172V1H169L168 0V2L166 1ZM180 3H179V2ZM189 2L188 4H186L187 2ZM202 1V0H201ZM200 1V2H201ZM208 1V2H207ZM223 1V2H222ZM26 2H28V4L26 3ZM53 2V3H52ZM63 2H66L65 0H63ZM165 2V3H164ZM169 2H171L172 4L171 5H173V6H171L170 5V3ZM183 2H184V4H183ZM186 2V3H185ZM204 2H207V3H204ZM234 2V3H235ZM23 3H26L27 5H24V7L26 6V8H24L23 7ZM45 3V4H44ZM73 3V4H72ZM74 3H76V4H74ZM169 3V4H168ZM214 3L216 4L215 6H214ZM260 4L261 5V7L259 6V5H257V4ZM4 4H5V6H4ZM41 4V3H40ZM43 4L44 5H46V6H43ZM62 4V7H60V5ZM138 4H140V5H138ZM175 4V5H174ZM183 4V5H182ZM199 4V5H198ZM221 4V5H220ZM228 5L229 7H227V8H225V7H223V5ZM262 4H263V6H262ZM1 5H3V6H1ZM147 5H149V3L147 4ZM153 5V6H154ZM168 5L170 6V7H172V8H174V9H169L170 7H168ZM180 5V6H179ZM186 5H188V8L187 7H185ZM195 5V6H194ZM197 5V6H196ZM210 5H211V7H210ZM235 5V6H234ZM238 5V6H237ZM34 7H35V4L33 5ZM43 6V7H42ZM47 6H49V8H50V11H49V8L47 7ZM81 6V7H82ZM84 6H86V4L84 5ZM80 7V9H78L79 11L80 10H87L88 12H89V10L88 9H90V12H91V9L92 8H90V7ZM89 6V5H88ZM179 6V7H178ZM182 6H184V7H182ZM214 6V7H213ZM221 6V7H220ZM259 6L260 8H258L257 9V7ZM3 7V8H2ZM21 7V8H20ZM23 7V8H22ZM41 7V8H40ZM138 7H140V8H138ZM225 8V12H227L228 13V15H226V13L224 12V14H225V17L227 18L226 19V21H222V20H225V18L223 19L222 17L224 16V14H223V8ZM233 7H235V8H233ZM29 8V7H28ZM32 8V7H31ZM41 9V12H39L40 11V9ZM45 8V9H44ZM53 8V9H52ZM76 8V9H75ZM83 8H87V9H83ZM117 8V9H116ZM157 8V9H156ZM159 8H162V9H159ZM175 8H177V10L175 9ZM179 8H181V9H179ZM182 8H184V9H182ZM193 9V10H191V11H188L187 9ZM215 8V9H214ZM219 8V9H218ZM221 8V9H220ZM230 8V9H229ZM231 8H233V9H231ZM74 9V10H73ZM159 9V11H157ZM213 9V10H212ZM235 9H236V11H235ZM31 10V11H30ZM59 10V11H58ZM168 10V11H167ZM185 10H187V11H185ZM220 10H222V14H220L221 13V11ZM229 12H228V11ZM233 10H234V12H233ZM48 11V12H47ZM53 11V13H49V12H52ZM54 11H55V13H54ZM78 11V13H77V11L76 12H74L75 13V16L77 17V21L79 22V21H81L82 22V24L83 25H81V23L79 22H77L78 24H80L81 26H80V28H78L79 26L77 25V23H76V25L78 26V27H76V28H78V30L76 29V31H74V30H71L70 31V34L72 35V36H70V38L71 37H73V34H76V36H84V35H86L87 37H92V36H94V34H99V32H106L107 30H109V31H107L104 35H113V36H115V35H127V34H130V31H128L127 33H125L127 30H124V33L125 34H122L123 33V31L121 30L120 31V29H122L123 27L122 26H119V27H116V25L115 24H113L114 22H112V21H114V17H113V15L111 14L112 12H109V17H107L106 15L108 14H105V18H103V19H101V18H99V19H101V20H97V18H93L94 16L90 13H88L87 11L85 12V11H83L84 13H86V14H88L87 15V18H86V14H85V17L83 18V13H82V11H80L79 12ZM162 11V12H161ZM176 11V12H175ZM178 11H179V13H178ZM181 11V12H180ZM218 11V12H217ZM240 11H242V10H240ZM248 11V10H247ZM258 11V12H257ZM21 12H22V14H21ZM43 12V13H42ZM59 12V13H58ZM141 12V11H140ZM140 12H137V14L138 13H140ZM142 12H143V9H142ZM185 12V13H184ZM187 12V13H186ZM220 12V13H219ZM244 12H246V10H244ZM258 14H257V13ZM35 13H36V16H34L35 15ZM81 13V14H80ZM178 13V14H177ZM183 13V14H182ZM194 13V15H192ZM202 13H203V15L204 14H206V17H207V15H208V19L207 18H204L205 17V15L204 16H199L200 14L202 15ZM236 13H240V12H236ZM247 13V12H246ZM26 14V15H25ZM39 14V15H38ZM43 15V16H41V15ZM50 14V15H49ZM53 14V15H52ZM180 14H181V16H180ZM186 14V15H185ZM190 14V15H189ZM212 14V15H211ZM216 14V15H215ZM218 14H220L219 15V19L221 18V20L218 22V20H216V18L218 17L217 15ZM262 16H261V15ZM22 15V16H21ZM40 17H38V16ZM48 15H49V17H48ZM79 15H81V16H79ZM90 15H92L91 16V19L89 18V16ZM112 15V16H111ZM139 15V14H138ZM189 15V16H188ZM210 15V16H209ZM217 16V17H215V16ZM223 15V16H222ZM229 15V16H230ZM236 15V14H235ZM254 15V16H253ZM29 16L30 17H36V19L38 20H36L35 18H32L30 21H29V23L27 22V19L29 18ZM176 16H179L178 18L176 17ZM184 16H186V17H184ZM190 16H192V18L190 17ZM43 17L44 18H46V19H43ZM48 17V18H47ZM104 17V16H103ZM174 17H176V18H174ZM184 17V18H183ZM198 17V18H197ZM203 17V18H202ZM211 19H210V18ZM214 17H215V19H214ZM246 17V16H245ZM244 17V18H245ZM255 17V18H256ZM23 18H25L26 19V21H25V19H24V21H22L23 20ZM72 18V17H71ZM151 18V17H150ZM197 18V19H196ZM202 18V22H201V19ZM243 18V19H244ZM248 18V17H247ZM247 18H245V19H247ZM81 19V20H80ZM83 19H84V21H83ZM87 19V20H86ZM91 21H90V20ZM106 19V20H105ZM108 19V20H107ZM152 20H155V17H154V19L153 18H151ZM175 19V20H174ZM187 19V20H186ZM189 19V20H188ZM192 19H193V22H192ZM196 21H195V20ZM212 19H214V20H216L217 21V23H221L222 24V22H223V27L225 28V29H229V31L228 30H224L223 29V27L222 28H220V26H221V24H216V25H218L219 27H217V28H219V29H217L215 32H219V34L221 35V38H222V42L220 43V35L217 33V34H215V32L213 33L212 31H214V29L216 28L215 27V25H214V29L212 28V27H209V29H208V24H209V22H213L212 21ZM262 19H263V21H262ZM35 22H34V21ZM75 20V19H74ZM97 20V21H96ZM107 21V23H105L104 24V22L105 21ZM180 20H182V22H180ZM255 20V19H254ZM22 21V22H21ZM87 21V23H85ZM94 21L96 22V23H94ZM100 21L102 22V24L103 25H101L102 27H100L99 25H100ZM197 21H199V22H201V23H198L197 24ZM215 21V22H216ZM7 22H10L9 24H7ZM23 22L25 23H28V24H31L32 26H35V27H31V25L29 26H27V24L25 23L24 25H23ZM31 22H33V23H31ZM41 22V23H40ZM43 22V23H42ZM72 22H73V20H72ZM84 22V23H83ZM90 22V24H88ZM97 22H99V25L97 24ZM141 22V21H140ZM150 22H151V20H150ZM150 22H147V24L146 25H148V23H150ZM156 22V21H155ZM154 22V23H155ZM225 22V23H224ZM229 22V23H228ZM249 22H251V23H249ZM20 23L22 24V26L20 25ZM74 23H75V21H74ZM92 23H94V25H92ZM145 23V22H144ZM144 23H139V24H144ZM170 25H169V24ZM190 23H192V24H190ZM194 23H196V24H194ZM226 23H228V24H226ZM40 24V25H39ZM113 24V25H112ZM168 24V25H167ZM212 23H210L209 25H211ZM250 24H251V26H250ZM261 24V25H260ZM37 25V26H36ZM93 26V27H96L97 28V30H95L94 32H92L95 28H89V26ZM112 25V26H111ZM114 25H115V27H114ZM157 25H159V26H157ZM184 27V30H182L183 29V27ZM200 25V26H199ZM205 25H207V26H205ZM247 25H249V26H247ZM254 25H255V28L253 29V27H254ZM263 25V26H262ZM75 26V25H74ZM74 26H73V28H74ZM86 26V27H85ZM114 27L113 29L111 28V27ZM166 27V29H165V27ZM170 28H169V27ZM179 27V30H178V28L177 27ZM197 26V27H196ZM199 26V27H198ZM202 26H204V27H202ZM213 26V25H212ZM240 26H241V24H240ZM260 26H262L263 27V29H262V27H261V29L260 28H258V29H256L257 27H260ZM85 27V28H84ZM111 28V30H110V28ZM122 27V28H121ZM158 27V30L156 29ZM168 27V28H167ZM202 29H201V28ZM8 28V29H7ZM84 28V29H83ZM87 28H89V29H87ZM119 28V29H118ZM187 28V29H186ZM211 28L213 29V30H211ZM246 28V29H247ZM29 29V30H28ZM42 29V28H41ZM44 29H47V31H45ZM49 29H50V27H49ZM75 29V28H74ZM83 29V30H82ZM86 29H87V31H86ZM91 29H92V31H91ZM101 29H102V31H101ZM103 29H105V30H103ZM116 29L117 30H119V31H116ZM128 30H129V28H127ZM147 29V30H146ZM162 30L161 32H158V31H160V30ZM170 29V30H169ZM197 29H199V31H200V29H201V32H198V30ZM209 30L210 32H212L213 34H215V36L217 35V37H219V41L217 40L218 38H216L214 35H213V37L212 36H209V35H212L211 33L210 34H208V31H207V33H206V30ZM221 29H223L224 30V32H222V34L223 33H227L228 35H229V33L231 32L232 33V35H231V33H230V37L226 34V36H225V42H224V36H222V34L220 33V30ZM259 29H260V32H258L259 31ZM89 30H90V32H89ZM100 30V31H99ZM152 32H151V31ZM166 30H168V31H170V34L166 31ZM251 30V29H250ZM258 30V31H257ZM263 30V31H262ZM29 31V32H28ZM38 31V32H37ZM40 31H41V33H40ZM184 31V32H183ZM186 31V32H185ZM196 33H195V32ZM222 31V30H221ZM225 31H227V32H225ZM35 32H37V33H35ZM85 32H87V33H85ZM89 32V33H88ZM114 32V33H113ZM118 32V33H117ZM181 32H183V34L181 33ZM229 32V33H228ZM235 32V33H234ZM263 32V33H262ZM26 34V38L25 39H27V38H29L30 37V39H29V41H32V42H34V44H35V41L37 42V40L39 39V41L34 45V44H28V40H26L25 42L26 43H20L19 41H21V39L20 38H22V36L21 35H23V34ZM29 33V37H28V34ZM35 33V34H34ZM73 33V34H72ZM79 33V34H78ZM168 33V34H167ZM174 33V34H173ZM179 33V36L177 35ZM199 33H204L203 35H201V34H199ZM238 33V34H237ZM251 33V34H250ZM24 34V35H25ZM36 34H37V36H36ZM42 34H44V36L42 35ZM50 34V35H49ZM78 34V35H77ZM87 34H89V36L87 35ZM91 34V35H90ZM135 34H137V33H135ZM172 34V35H171ZM183 36H182V35ZM185 34H187V35H185ZM189 34H190V36H189ZM192 34H193V36H192ZM195 34V35H194ZM225 34H223V35H225ZM235 36H234V35ZM23 35V36H24ZM31 35H32V40H31ZM46 35V36H45ZM51 36V37H49V36ZM130 35H132V31H131V34ZM174 35H177V36H174ZM264 35V34H263ZM39 36L41 37V38H39ZM48 36V37H47ZM66 36H67V34H66ZM75 36V35H74ZM174 36V37H173ZM197 36V37H196ZM234 36V37H233ZM239 36V37H238ZM242 36V37H241ZM248 36H250V38L248 37ZM35 37H38V38H36V39H34ZM57 37V38H56ZM124 37V36H123ZM148 37V38H147ZM176 37V38H175ZM181 37H183V39L181 38ZM195 39H193V38ZM232 37V38H231ZM236 37V38H235ZM24 38H22V41L24 42ZM49 38H53L52 40H54V42H57V43H49V42H52L51 41V39H49ZM180 38V39H179ZM196 38H197V40H196ZM215 38H216V40H215ZM230 38V39H229ZM17 39V40H16ZM19 39V40H18ZM42 39L45 41L46 39H49V42H46L45 41V43L44 42H40V41H42ZM184 39H185V41H184ZM204 39V40H203ZM228 39V40H227ZM239 39V40H238ZM245 39V40H244ZM259 39H262L261 41L259 40ZM167 40L168 41H170L169 43L171 44V46H170V44L169 43H167ZM180 40H183L182 42H179ZM201 41V42H199V41ZM226 40H227V42H226ZM230 40V41H229ZM246 40H248V41H246ZM112 41H114L113 39H112ZM124 41H125V38H124ZM143 41V42H144ZM203 41V42H202ZM204 41H207V42H204ZM242 41V42H241ZM263 44V45H260L261 43ZM31 42V43H32ZM134 42V41H133ZM173 42V43H174ZM176 42H175V44H176ZM247 43L249 46H250V48L247 46V44L245 45L244 44V46L243 45H241V43ZM127 43V42H126ZM128 43H131V40L130 41H128ZM199 43H201L202 45H203V49H201L202 48V45L200 44V46H199ZM260 43V44H259ZM25 44V45H24ZM34 45V46H29L28 47V45ZM48 44H50V46L48 45ZM86 44V43H85ZM188 44V45H187ZM205 44V45H204ZM252 46H251V45ZM24 45V46H23ZM41 45H43V46H41ZM47 45H48V48H46L47 47ZM53 45V46H52ZM135 45H137V43H135ZM142 44H138V46H141ZM168 45H167V47H168ZM190 45V46H189ZM191 45L192 46H194V48H195V45L199 48L200 47V49H199V52H198V48L196 49L195 48V50L193 51L192 50V47H191ZM211 45V46H210ZM219 46V47H217V46ZM237 45H241V46H243L244 48H245V46H246V48L245 49H247V51L243 48V49H241L239 46H237ZM27 46V47H26ZM189 46V47H188ZM204 46H207L206 48L204 47ZM259 46H261V47H259ZM8 47V48H9ZM37 47H39V48H37ZM87 46L85 45V46H83L82 48H86ZM166 47V46H165ZM191 47V48H190ZM222 47V48H221ZM56 48V49H55ZM142 48H143V45H142ZM184 48V49H183ZM188 48H190V49H188ZM209 48V49H208ZM222 51H220L219 49ZM223 48H224V50H223ZM7 49V48H6ZM48 49V50H47ZM133 49H135V48H133ZM140 49L141 48H139V51H140ZM169 49H170V51L172 50V52H174V50H175V52L174 53H172V52H169ZM174 49V50H173ZM182 49L183 50H187L188 49V53H187V51L185 52V51H182ZM211 49V50H210ZM28 50H30V51H28ZM49 50H50V52H49ZM54 50V51H53ZM142 50H144V49H141V51ZM156 50H154V51H156ZM166 50H168V52L166 51ZM193 53L192 55H194V52L196 51V55H194V56H191L190 55V51ZM201 50H202V52H201ZM204 50V51H203ZM206 50H210L209 52H211L212 54H214V55H212L211 53V55H212V59H211V57H209V58H207L208 56H211L209 53L208 54H206ZM263 50V51H262ZM24 51V52H23ZM61 51V52H60ZM135 51V50H134ZM140 51V52H141ZM145 51H147L146 49H145ZM145 51H142V52H145ZM176 51H179V52H176ZM182 51V52H181ZM207 51V52H208ZM227 52H229L227 55H231L230 57L231 58H229L227 55H226V53ZM243 51H244V53H246V54H243ZM262 51V52H261ZM160 52V53H159ZM184 52L185 53H187V55L186 54H184ZM190 52V53H189ZM204 52V54H202V56H204L205 54L206 55H208L207 57H206V55H205V57H202L201 56V53H203ZM257 52V53H256ZM56 53V54H55ZM63 53V54H62ZM179 53H181V54H179ZM185 55H183V54ZM198 53H200L199 54V57H198ZM223 54L224 56H226V58H221V57H224L223 55L221 56V54ZM235 53V54H234ZM238 53H241V54H238ZM249 53L251 54V56H248L249 55ZM29 54V55H28ZM127 54H128V57L131 55L129 52H126L125 54H124V56L126 57V60L128 61V59L130 58H128L127 57ZM139 54V53H138ZM150 54V55H149ZM167 54H170V56H171V59L170 58H168L169 57V55H167ZM232 54H234L236 57H234V58H232ZM243 54V55H242ZM255 56H258V57H255ZM258 54V55H257ZM45 55V56H46ZM51 55V56H50ZM63 55V56H62ZM139 55H141V54H139ZM176 55V57L175 58H177V57H185V59H183L182 60V62L184 61V60H186L187 59V61H184V64L183 63H181V62H178V60L180 61L181 59L180 58H178V60L177 59H174V56ZM178 55V56H177ZM180 55H182V56H180ZM244 55H246V57L244 56ZM260 55V56H259ZM46 56V57H47ZM124 56H123V58H124ZM167 56V57H166ZM190 56V57H189ZM197 56V57H196ZM219 56H221V57H219ZM248 56V57H247ZM252 56H254V58L252 57ZM186 57H188V58H191L192 60H193V58L195 59V60H189L188 58H186ZM193 57V58H192ZM201 57V58H200ZM215 57H218V59L217 58H215ZM244 57H245V59H244ZM253 59H252V58ZM128 58V59H127ZM172 58H173V60H172ZM229 58V59H228ZM236 58V59H235ZM239 58H241V59H239ZM243 58V59H242ZM247 58V59H246ZM250 58V59H249ZM257 58V59H256ZM166 59V60H165ZM169 59V60H168ZM196 59H198L197 61H196ZM200 59H202L201 61H203V62H201L200 61ZM203 59H205V60H203ZM209 61H208V60ZM215 59V60H214ZM217 59V60H216ZM34 60V59H33ZM175 60H176V65H175V63H173V61L175 62ZM190 61V63H189V61ZM213 60V61H212ZM70 61V62H69ZM165 61V62H164ZM204 61H205V63H204ZM208 61V62H207ZM229 61V62H228ZM237 61L239 62L238 63V65L240 66V68H242V69H240L239 68V66L237 65ZM42 62H45L44 64H49V62H46V61H42ZM169 62H171V63H173V65L171 66L170 64L171 63H169ZM178 62V63H177ZM193 62V67H192V65H191V63ZM227 62V63H226ZM234 62H236V63H234ZM262 62V63H261ZM28 64L29 65V68H27V66H26V64ZM89 63V64H88ZM166 63V64H165ZM181 63V64H180ZM195 63V64H194ZM198 63V64H197ZM257 63H258V65H257ZM43 64V65H44ZM85 64H87L86 65V67H85ZM181 66L182 65V67H183V65H185V67L186 68H184L183 67V69H182V67H179V69L178 68H175V66L176 67H178L179 65ZM189 64V65H188ZM217 64V65H216ZM225 64V65H224ZM228 64V65H227ZM234 66H233V65ZM241 64V65H240ZM247 64V65H246ZM73 65V66H72ZM93 65V64H92ZM178 65V66H177ZM190 65H191V67H190ZM196 65V66H195ZM210 65V66H209ZM227 65V66H226ZM232 67V68H235V69H233V70H236L235 72H232V74H231V71H229L228 72V67H230V66ZM243 65V67H241ZM257 65V66H256ZM163 66V67H162ZM224 67V69H221L220 71H219V69H218V67H220V68H222V67ZM86 68V70H85V68ZM162 67V68H161ZM173 69H175V70H178V71H174V72H172L171 70H172V68ZM188 67V68H187ZM212 67H216V69L218 70H216L217 71V75L218 74H220V75H215L216 74V71H213V70H215V69H213ZM237 67V68H236ZM248 68V70H247V68ZM8 68V69H7ZM76 68V69H75ZM81 68V69H80ZM124 68V67H123ZM169 68H171L170 69V71L172 72V73H170V71H168L169 70ZM181 68V69H180ZM208 68V69H207ZM209 68H210V70H209ZM212 68V69H211ZM254 68V69H253ZM256 68V69H255ZM80 69V70H79ZM198 69H200L199 71H198ZM240 69V70H239ZM246 69V70H245ZM250 69V70H249ZM40 70V71H39ZM124 70V72L126 73V69L124 68L123 69ZM207 70V71H206ZM224 70H226V71H224ZM232 70V71H233ZM242 70H244L245 71V73L242 71ZM128 71V70H127ZM197 71V72H196ZM205 71L207 72V73H205ZM209 71H212V73L215 75V76H213V74L211 73V72H209ZM241 72V75H239L240 74V72ZM251 71V72H250ZM256 71V72H255ZM80 72V73H79ZM84 72V73H83ZM86 72V73H85ZM168 73V76H167V73ZM195 72V73H194ZM215 72V73H214ZM220 72H222V75H221V73ZM227 72V73H226ZM249 72V73H248ZM166 73V74H165ZM179 73V74H178ZM205 73V74H204ZM211 73V74H210ZM236 73V74H235ZM243 73V74H242ZM33 74V75H32ZM87 76H86V75ZM98 74V73H97ZM170 74V75H169ZM183 74V75H182ZM201 74V75H202ZM239 76H238V75ZM251 74V75H250ZM32 75V76H31ZM181 75V76H180ZM224 75H228V76H225V78L223 77ZM232 75V76H231ZM236 75V76H235ZM254 75V76H253ZM35 76V77H34ZM41 75H39V77H38V80H39V78H42V77H40ZM48 76V75H47ZM89 76V77H88ZM94 76V77H93ZM212 76H213V78H212ZM230 76V77H229ZM236 78H235V77ZM244 76V77H243ZM250 76V77H249ZM4 77V78H3ZM11 77V78H10ZM22 77H27L29 80H28V82H27V79H25L24 80V78H22ZM82 77V78H81ZM86 77V78H85ZM172 77V78H171ZM209 77H211V78H209ZM214 77H215V79H214ZM219 79H218V78ZM224 78V79H222L221 80V78ZM229 77V78H228ZM232 77V78H231ZM243 77V78H242ZM2 78H3V80H2ZM34 78V79H33ZM158 78V77H157ZM169 78H171V80L169 79ZM205 78V79H204ZM207 78V79H206ZM209 78V79H208ZM235 78V79H234ZM13 79V80H12ZM211 79V80H210ZM213 79V80H212ZM239 79V80H238ZM247 79V80H246ZM252 79V80H251ZM7 80H8V82H7ZM35 80V81H34ZM95 80V79H94ZM157 80V79H156ZM208 80H209V82H208ZM221 80V82H219ZM228 80V81H227ZM234 80V81H233ZM26 81V82H25ZM30 81H32V82H30ZM90 81L92 82V83H90ZM203 81V82H202ZM239 81V82H238ZM0 82V83H1ZM25 82V83H24ZM84 82H86V83H84ZM202 82V83H201ZM217 82H219V83H221V84H219V83H217ZM241 82H245L244 83V85L241 83ZM246 82H248V83H246ZM209 83V84H208ZM233 83H234V87L232 88V86H233ZM240 83V84H239ZM22 84H23V89L22 88H20V87H22ZM25 84V85H24ZM30 85V84H32V85H30L29 86V89H27L26 91H24L27 87H25L24 88V86H26V85ZM90 84V85H89ZM94 84V85H93ZM95 84H97V85H95ZM201 84H202V86H201ZM208 86H207V85ZM215 85L216 86V88L219 86V87H221L222 86V88H219V89H216L215 88V86L213 87V85ZM232 84V85H231ZM239 84V85H238ZM27 85V86H28ZM165 85V86H164ZM167 85V86H166ZM187 85H188V83H187ZM187 85H186V83H184V86H185V88L187 87ZM203 85H204V87H203ZM218 85V86H217ZM236 85V86H235ZM241 85V86H240ZM33 87V91H32V93H31V88ZM211 86V87H210ZM237 86H238V88H240V87H242V88H240L241 90H239L238 91V88H237ZM251 86H252V88H251ZM258 86H260L259 87V89H258ZM200 87H202V88H200ZM253 87H254V89L256 90H254L253 89ZM4 88H5V90H4ZM14 88V89H13ZM191 88V87H190ZM193 88H195V90H193ZM209 88L212 90V91H210L209 90ZM235 88V89H234ZM236 88H237V90H236ZM22 89V90H21ZM87 89V88H86ZM201 89H204L203 91L204 92H208V93H211V94H208V93H204ZM207 89V90H206ZM215 91H214V90ZM252 89V90H251ZM257 89L259 90V93H262V95H260L261 97H258L259 99H257V101H253L254 99H255V95H254V99L252 98V94H253V92H254V94H257L256 92H257ZM260 89H262L261 91H260ZM8 90L10 91V90H12L11 92H10V94H9V92H8ZM20 90V91H19ZM30 90V92H28ZM143 90V91H142ZM206 90V91H205ZM216 90H218V91H216ZM221 90V91H220ZM225 91V93H224V91ZM249 90H250V93L251 94H249ZM81 90H79V89H77L76 90V93H78V94H80L81 92H83V91H81ZM185 91H186V93L187 94H185ZM191 91V92H190ZM194 91V93L197 91V92H199V91H201V97L200 96H197V94L198 93H196V95L194 94V93H192ZM217 92V93H214V92ZM247 91V92H246ZM20 92V93H19ZM27 93V95H26V93ZM80 92V93H79ZM139 92V93H138ZM156 92V93H155ZM190 92V93H189ZM232 92H234V93H232ZM241 92V93H240ZM16 93H12V94H16ZM155 93V94H154ZM214 95H213V94ZM239 93V94H238ZM78 94H75V97H77L76 95H78ZM154 94V95H153ZM200 94H198V95H200ZM217 94V95H216ZM219 94V95H218ZM226 94V95H225ZM241 94V95H240ZM245 94V95H244ZM25 97H24V96ZM100 95H102L101 96V98H100ZM185 95H187V97H193V98H195V96H196V98L195 99H199V100H201L200 102H199V100L198 101H196L195 99V102L196 103H198V104H196L195 102H194V100H192L193 98H191L190 97V99L193 101H191L190 100V102L188 103L189 104V107H188V104H187V106L185 105V103H183V101H185V99L187 98ZM190 95V96H189ZM208 95H210V96H208ZM225 95V97H224V99H223V96ZM249 97H248V96ZM252 95V96H251ZM16 95L14 96V97H17ZM152 96H154V98L152 97ZM206 96V97H205ZM219 96V97H218ZM230 96V97H229ZM234 96H237V97H234ZM244 96H246V97H244ZM258 96H259V94H258ZM13 97V98H14ZM27 97V98H26ZM30 97V98H29ZM39 97V96H38ZM84 97L85 98H87V95L85 96L84 95ZM99 97V98H98ZM150 97V98H149ZM157 99H156V98ZM184 97H186V98H184ZM203 97V98H202ZM239 97V98H238ZM242 97H244V99L242 98ZM251 97V98H250ZM78 98H80V96H78ZM98 98V99H97ZM151 98H153V99H151ZM213 98H215V99H213ZM227 98H228V100L230 101H228L229 102V104H228V102H226V100H227ZM253 101V102H251V100ZM256 98H257V95H256ZM101 99V100H100ZM183 101H182V100ZM206 99V100H205ZM210 99V100H209ZM235 100V102H233L234 100ZM237 99V100H236ZM240 99V100H239ZM246 99H248V100H250V102L249 101H247ZM8 100V101H7ZM15 100V101H14ZM219 100V101H218ZM221 100V101H220ZM13 101H14V103H13ZM23 101V102H22ZM141 101V100H140ZM182 101V102H181ZM208 101V102H207ZM218 101V102H217ZM227 103H225V102ZM238 101V102H237ZM259 101H261V102H259ZM29 102H31V103H29ZM222 102H224V104H226V105H224V106H221L222 104ZM94 103H93V106H94ZM181 103V104H180ZM217 103V104H216ZM232 103V104H231ZM240 103V104H239ZM242 103H244V105H241ZM245 103H247V104H245ZM251 103V108H250V104ZM252 103H253V105L255 104V106H253L255 109H253V107H252ZM7 104V103H6ZM5 104V105H6ZM64 104V106L66 107L67 106V104L68 103H63ZM180 104V105H179ZM192 104H194L193 106H192ZM203 104H205V105H203ZM13 105L15 106L14 107V109H13ZM27 105V106H26ZM69 105V104H68ZM184 105V106H183ZM201 105V106H200ZM241 105V106H240ZM246 105V109H244L245 106ZM247 105H249V109H248V106ZM256 105H258V106H256ZM7 106H8V104H7ZM19 107V108H17V107ZM24 106V107H23ZM31 107V109L30 108H28V107ZM185 106H186V108H185ZM196 106H198L197 108H196ZM210 107H211V105H209ZM208 106V107H209ZM238 106V107H237ZM27 107V108H26ZM35 107V106H34ZM244 107V108H243ZM263 107V106H262ZM8 108H9V106H8ZM10 108V109H11ZM17 110H16V109ZM46 108H48L49 109V107H46ZM70 108V107H69ZM91 108H93L94 109V107H91ZM96 109H95V111H93V114L94 115H92L90 112L91 111H86L85 112V114L87 115V113L91 116V118H92V116L94 117V118H92V124L91 123H89V124H91V126L93 125V122L95 121V123H94V125L98 128V126H97V124H99L98 122H99V119H100V113H101V108H100V103H99V106H98V104L96 105V107H95ZM194 108V109H193ZM229 108V109H228ZM241 108H243V109H241ZM27 111H26V110ZM97 109H98V111H97ZM192 109V110H191ZM198 109V111H199V114H198V111H196ZM228 109V110H227ZM241 109V110H240ZM14 110H16L15 112H17V113H15V112H13ZM23 111L24 110V112H18V111ZM31 110V111H30ZM50 110V111H49ZM48 110V114L49 115H55V114H52V113H55V111L53 110V109H49ZM224 110H225V112H224ZM227 110V111H226ZM240 110V112H238ZM30 111V112H29ZM250 111V112H249ZM194 112H195V114H194ZM237 114H239L240 113V115H236V116H238V117H235V116H233L235 113ZM11 113V114H10ZM30 113V114H29ZM98 113V114H97ZM224 113H225V115H224ZM250 113V114H249ZM13 114V115H12ZM25 114H27L26 116H25ZM34 114H36L35 116H34ZM96 114H97V116H96ZM221 114H223V115H221ZM233 114V115H232ZM31 116V119L29 118V116ZM28 116V117H27ZM33 116V117H32ZM231 116H233V117H231ZM18 117V118H17ZM54 117V116H53ZM95 117H96V119H95ZM199 117V118H198ZM227 117V118H226ZM235 117V118H234ZM262 117V116H261ZM7 118L9 119V120H7ZM25 118H27V119H25ZM99 118V119H98ZM186 120V121H183L184 119ZM219 118V119H218ZM254 118V119H253ZM261 119V120H256V119ZM95 119V120H94ZM218 119V120H217ZM221 119H223V120H221ZM232 119V121H233V124H231L232 123V121L231 122H228V121H230ZM245 119L247 120L246 122H245ZM253 119V120H252ZM28 120H30V122H28ZM31 120H32V122H34L35 124L36 123H39V121H41L42 123V125L40 124V130H38V128H36V129H34L33 128V125H31ZM70 121H72V124H73V121L74 120H72V119H69ZM215 120H217L218 122L216 123L215 122ZM220 120L221 121H223V122H220ZM241 120H244V122L243 123H241L240 121ZM3 121V122H2ZM7 121H10V123H12V126H11V124L10 123H8ZM38 121V122H37ZM187 121H189V123L187 122ZM201 121V120H200ZM199 121V122H200ZM214 121V122H213ZM253 121V122H252ZM23 122H24V124H23ZM43 122H44V124H43ZM185 122V123H184ZM187 122V123H186ZM213 122V123H212ZM4 123V124H3ZM191 123H193V124H191ZM209 123V124H210ZM220 123V124H219ZM224 124V125H221V124ZM228 125H226V124ZM231 124V125H229V124ZM237 123V124H236ZM253 123V124H252ZM9 124V125H8ZM26 124H28V125H26ZM196 124H198V121H197V123ZM208 124V125H209ZM213 124V125H212ZM216 124V125H215ZM255 124V126L257 127V125H259V126H261V127H257L258 128V131H256V127L255 126H253ZM29 125H30V127H29ZM190 127H189V126ZM220 125V126H219ZM226 125V126H225ZM251 125V126H250ZM10 126V127H9ZM31 126H32V128H31ZM95 126H92L91 128V130L93 131V128H95L94 129V131H96L97 130V128L95 127ZM192 126V127H191ZM212 126V127H211ZM230 126V127H229ZM248 126H249V128H248ZM255 128H253V127ZM19 127H20V129H19ZM215 127H216V129H215ZM225 127V128H224ZM228 127V128H227ZM236 128V130H235V128ZM237 127H239V128H237ZM245 127V128H244ZM251 127V128H250ZM1 127H0V131H1V129H2ZM7 128H9V129H7ZM14 128H12L13 130H14ZM190 128V129H189ZM191 128H194L192 131H191ZM261 128V129H260ZM21 129H22V131H21ZM215 129V130H214ZM237 129H240V130H242V131H240V130H237ZM245 129H247V131L245 132ZM249 129H250V131L252 132V134H251V132L249 131ZM263 129V130H262ZM212 130H214V131H212ZM253 130H254V132H253ZM262 131L263 132V134H262V132H260V131ZM9 131H10V134H9ZM36 131H37V133H36ZM216 131V132H215ZM222 131V132H221ZM224 131V132H223ZM234 133H233V132ZM4 132H6L7 134H5ZM34 132L36 133V134H34ZM194 132V133H193ZM213 132H215L216 134L214 135V133ZM220 132V133H219ZM231 133V135H229L230 133ZM245 132V133H244ZM249 132V133H248ZM256 132V133H255ZM3 133V134H2ZM222 133H224L223 135H225L226 136V134L229 136H226V138H223L222 136ZM226 133V134H225ZM236 133V134H235ZM253 133H254V135H253ZM258 133V134H257ZM208 134V135H207ZM220 134V135H219ZM250 134L252 135L251 136V139L249 140H247V138H249L250 137ZM14 136L16 135V134H13ZM221 136V139H220V137L219 136ZM236 135V136H235ZM239 135V136H238ZM242 135V136H241ZM246 135V136H245ZM248 135H249V137H248ZM261 136L260 138V140L258 141L257 139H255V138H259L258 136ZM263 135V136H262ZM244 136V137H243ZM255 136V137H254ZM10 137H12V135H10ZM192 137V138H191ZM200 137V136H199ZM202 137V136H201ZM205 137V138H206ZM239 137H240V139H239ZM4 138V139H5ZM20 138H21V135H20ZM20 138L18 139V137H17V139L18 140H20ZM214 138H216V139H214ZM227 138H229V139H227ZM231 138L233 139V140H231ZM244 138V139H243ZM12 139H13V137H12ZM15 140V142L13 141V143H15V145L17 144V140H16V136H15V138H14ZM219 139V141H216V140H218ZM227 139V140H226ZM236 139V140H235ZM239 139V140H238ZM253 139H255L259 144H257V142L255 141V140H253ZM8 140V139H7ZM226 140V141H225ZM230 140V141H229ZM242 140H244V141H246L247 140V142H248V145H246L247 144V142H244L243 141V143H242ZM69 141H71V140H69ZM215 143H217V144H213L214 142ZM222 141H224V142H226V143H229L230 145H225ZM229 141V142H228ZM249 141H255L254 142V144L252 143V142H250V146H249ZM213 142V143H212ZM231 142V143H230ZM238 142V143H237ZM239 142L240 143H242V144H244V145H242V144H240L239 145ZM233 143H234V146H233ZM224 144V145H223ZM252 144H253V146H252ZM255 145V146H254ZM219 146V147H220ZM228 148H227V147ZM234 148H233V147ZM238 146H240L241 147V149H240V147H238ZM244 146H245V149L246 150H244V152L242 151L243 150V148H244ZM247 146V147H246ZM249 146V147H248ZM260 146V147H259ZM64 147L65 146H61V149L63 150L64 149ZM193 147V148H192ZM223 147H225V148H223ZM223 148V149H222ZM227 148V149H226ZM248 148V149H247ZM222 151H221V150ZM229 149H231V150H235L233 153H235V152H237V153H235V154H233L232 153V151H230ZM226 150V151H225ZM237 150V151H236ZM239 150L240 151H242V153H240V155L242 154L243 156H244V158H245V156L248 158V156H249V159H247V161H245L244 159H241L240 160V156H238V159H237V162H239V164H241V165H236V167H235V165L232 163V160L233 159H235L236 157H237V154H239ZM252 150V151H251ZM259 150H261L263 153H261V152H258ZM45 152H44V154H48L49 152H46V150H44ZM225 151V152H224ZM227 151H229L230 153H231V155H229L228 153H227ZM248 151H251V152H253L252 154L253 155H251L250 156V154H251V152H249L248 153ZM258 153V155L259 154H261L259 157H258V155H256L257 153ZM53 153H54V150H53ZM195 153V154H194ZM203 153V154H202ZM5 154H7L8 156L10 155V154H8V153H5ZM5 154H3V152H1V154H0V160H2V159H4V161L2 160V161H0L2 164L4 163V164H6V161L8 160L9 162H7V166H5V165H2V164H0V165H2V167L0 166V176H3V180H2V178H0V195L1 196H3L4 197V195L6 196V193H9V190H7V189H9V188H4L3 189V184H4V180H6V181H8V183L9 184H11V183H13V182H11L12 180L14 181V183L13 184H11V187H12V189H11V187H10V189H11V193H12V191H13V195H15L14 197H16V199L18 198H20L19 200L17 199V203H20V204H18L17 205V207H21L20 205L21 204H23V203H21V202H23V201H25L24 199H26L25 197H26V194L29 192H27L26 190H24V188H26L25 186H27V190H28V188H30V187H32V188H36V185L38 184V182L36 181V179L34 180V185H31L32 183H28L29 184V186L27 185V183H22L21 184V182H23V180H24V177H26L28 174L27 173H30V174H33L32 172H31V170L29 171V169H28V171H27V173H26V171L23 169V170H21V169H19V168H21V164H20V162L18 161V160H13L10 156L8 157L7 155L6 156H4V157H2L3 155H5ZM191 156H190V155ZM192 154H194L193 156H192ZM249 154V155H248ZM2 155V156H1ZM196 155V156H195ZM222 155H228L227 156V158L225 157V156H223L222 158H221V156ZM233 155L234 156H236V157H234V158H232L233 157ZM241 155V156H242ZM254 155H256L257 157L256 158H259L260 159V161H259V159H257L258 161L257 162H254L255 160L253 159V158H255L254 157ZM201 156H203L202 158H201ZM2 157V158H1ZM8 157V158H7ZM205 157H207V159L205 158ZM250 157H253V158H250ZM262 157L264 158V154L262 155ZM226 158V159H225ZM229 158H231V159H229ZM243 158V157H242ZM12 159V160H11ZM200 160V159H202V160H200L201 162L199 163V161H197V160ZM219 159H222V161L221 160H219ZM11 160V161H10ZM195 160V161H194ZM208 160V161H207ZM224 160V161H223ZM225 160H230V162L234 165H232V164H230V162L228 161H225ZM242 160H244V161H242ZM249 160V161H248ZM254 160V161H253ZM13 161L15 162V163H13ZM191 161H193V162H191ZM197 161V162H196ZM222 162L223 164L221 165V163H219V162ZM11 162V167H10V165H9V163ZM19 163V166H18V164H16V163ZM203 162V163H202ZM225 162V163H224ZM233 162H234V160H233ZM235 162H236V159H235ZM240 162H243V163H240ZM244 162H245V164H244ZM205 163H207V164H205ZM229 163V165H227ZM248 163V164H247ZM15 165V167H14V165ZM208 164H209V166H208ZM219 164H220V166H219ZM242 164H244V166H242ZM250 164V165H249ZM254 164V165H253ZM21 165V166H20ZM203 165V166H202ZM209 167H207V166ZM224 165H227V166H224ZM253 165V166H252ZM197 166H200V168L199 167H197ZM224 167L222 170L220 169V167ZM229 166L233 169H235V171L236 170H239V171H236L237 173H235L234 175H230L229 174V172H231L232 170H231V168H229ZM239 166H240V168L241 169H238L239 168ZM242 166V167H241ZM9 167V168H8ZM19 167V168H18ZM225 167H226V169H225ZM238 167V168H237ZM6 168V169H5ZM14 170H13V169ZM16 168H18V169H16ZM207 168V169H206ZM229 168V169H228ZM16 169V170H15ZM212 169H213V172H211L212 171ZM214 169H216L215 171H214ZM225 169V171H223ZM256 169V170H255ZM11 171V170H13V172H11V174L10 173H6V171ZM19 170V171H18ZM69 170L70 171H72V169H68V172H69ZM197 170V171H196ZM219 170H221L220 172H219ZM229 172H228V171ZM231 170V171H230ZM243 170V171H242ZM254 170V171H253ZM5 171V172H4ZM15 171H16V173H18V174H21L22 172L21 171H23V178H22V176H20L22 179L20 180V178H19V176L15 173ZM217 171V172H216ZM227 171V172H226ZM56 172L57 171H55V170H53V172L51 171V174L52 175H55L56 174ZM59 172V171H58ZM57 172V173H58ZM214 172H216V173H214ZM233 173H234V170L232 171ZM243 172V173H242ZM245 172H247V174H245ZM2 173V174H1ZM4 173V174H3ZM14 173L17 175V176H15L14 175ZM25 173H26V176H24L25 175ZM53 173H55V174H53ZM201 173V174H200ZM203 173V174H202ZM232 173V174H233ZM240 173V174H239ZM198 174V175H197ZM214 174H217V176H215ZM218 174H219V177H218ZM221 174V175H220ZM230 175V176H228V175ZM243 174V175H242ZM245 174V175H244ZM249 174V175H248ZM8 176V177H5V176ZM36 176H38V174H35ZM202 175V176H201ZM226 177H225V176ZM246 175H247V177H246ZM257 175V176H256ZM33 176H34V174H33ZM222 176V177H221ZM226 178H224V177ZM239 177V176H241V177H239V178H235V177ZM260 176V177H259ZM10 177V178H9ZM15 177V178H14ZM200 177V178H199ZM221 177V178H220ZM231 177V178H230ZM9 178V179H8ZM208 178V179H207ZM236 180H235V179ZM257 178H261L260 180H258V182L256 181L257 180ZM11 179V180H10ZM33 179H34V177H33ZM216 179V180H215ZM233 179V180H232ZM203 180V181H202ZM219 180V181H218ZM221 180V181H220ZM253 182H252V181ZM10 181V182H9ZM18 181V182H17ZM41 181V180H40ZM39 181V182H40ZM246 181H248V183L246 182ZM116 182V185L118 186V189H123V188H128L130 185H128L127 184V186L124 184V183H122V182H120V181H118L117 179H115L114 180V183ZM198 182V183H199ZM235 182H237V183H235ZM3 183V184H2ZM17 183H18V185H17ZM215 183V184H214ZM220 183V184H219ZM223 185H222V184ZM229 183V184H228ZM233 183V184H232ZM245 183H246V185H247V187H249L250 186V183H251V185L252 186H254V188H255V190H254V188L252 189L253 191H250V189L248 188V190L246 189V191H245V188L244 187H246V186H244L245 185ZM253 183V184H252ZM16 186H15V185ZM23 184H26V185H24L23 186ZM36 184V185H35ZM210 184H211V187H210ZM218 184V185H217ZM224 184H226L225 186H224ZM232 184V185H231ZM240 186H238V185ZM256 184V185H255ZM13 185V186H12ZM18 186V187H17ZM204 186V187H203ZM205 186H208V187H205ZM224 186V187H223ZM228 186V187H227ZM231 186V187H230ZM238 186V187H237ZM255 186H257V188L255 187ZM14 187V188H13ZM210 187V188H209ZM216 187V188H215ZM221 187H223L222 189H221ZM246 187V188H247ZM19 188V190L18 191H21L20 193L22 194L21 195V197H19L18 196V191L16 190V189H18ZM32 188H30V189H32ZM205 188H208V190L210 191H208V193L209 194H207V192H205V191H202V189H205ZM227 188V189H226ZM235 190H234V189ZM242 188H244V189H242ZM250 188H252V187H250ZM2 189H3V191H2ZM146 190H147V188H145ZM219 190V189H221V190H223V192H221L220 190L219 191H217V190ZM229 189H231L230 191H228ZM15 190V191H14ZM206 190V189H205ZM239 190V192H236V191H238ZM256 190H258V191H256ZM2 191V192H1ZM23 191H25L26 193H24ZM231 191H232V193H231ZM257 193H256V192ZM17 192V193H16ZM39 192V191H38ZM44 192V191H43ZM205 192V193H204ZM214 192V193H213ZM221 192V193H220ZM234 192V193H233ZM247 192H249V194L251 195H249ZM256 193L254 196L255 197H253V193ZM15 193V194H14ZM19 193V194H20ZM40 193V192H39ZM227 193V194H226ZM238 193V194H237ZM244 195H243V194ZM224 194V195H223ZM229 194H231L230 195V198H228L229 197ZM241 196H240V195ZM261 194V195H260ZM41 195L42 194H40L39 196L41 197ZM150 195V192L147 190V191H145V192H142V193H140V194H138V195H135L134 197H133V200H139V202L141 201H143L142 203H149L150 202V197H148ZM207 195H209V196H207ZM211 195V196H210ZM226 195V196H225ZM239 195V196H238ZM139 196V197H138ZM243 196V197H242ZM249 196V197H248ZM258 196V197H257ZM24 197V198H23ZM40 197H37V198H40ZM142 197V198H141ZM148 197V198H147ZM209 197V198H208ZM223 197V198H222ZM234 197V198H233ZM23 198V199H22ZM225 198V200H223ZM248 198V199H247ZM252 199V201H251V199ZM257 198V199H256ZM41 200H43L42 198H40ZM40 199H38V200H40ZM143 199V200H142ZM211 199V200H210ZM222 199V200H221ZM242 199V202H240V200ZM243 199H245V200H243ZM254 199V200H253ZM256 199V200H255ZM133 200L131 201V202H133ZM197 200V201H196ZM209 202H208V201ZM216 200V201H215ZM233 200V201H232ZM236 200V201H235ZM193 201V202H192ZM223 201V202H222ZM245 201V204L243 203ZM254 201H255V203L256 204H258L257 206H256V204L255 205H253L254 204ZM45 202V200L44 201H42V203L41 204H45L44 203ZM195 202V203H194ZM197 202V203H196ZM232 204H231V203ZM239 202V203H238ZM193 203V204H192ZM211 203V204H210ZM222 203V204H221ZM243 204V206L247 209V213L245 212V214H244V216H243V218L244 219H246V220H244V219H242V225L240 226V227H238V229H236V231H237V234L238 235H236L235 234V231H232L231 232V234L230 235H228L226 232L224 233V231L226 230V228L228 227V221H229V215L230 214H232L231 212H232V210L235 208V206L237 207L239 204ZM253 203V204H252ZM218 204V205H217ZM238 204V205H237ZM247 204H249V205H247ZM230 205H231V207H230ZM38 206H40V204H38L37 205V207ZM229 206V207H228ZM247 206L250 208H247ZM251 206V207H250ZM256 206V207H255ZM16 206H15V208H17ZM41 207V206H40ZM220 207V208H219ZM226 207V208H225ZM253 207L254 208H256V212L254 211V209H253ZM194 208H196V207H194ZM224 208V209H223ZM262 208V209H261ZM217 209H219V210H217ZM226 209H228V210H226ZM230 209V210H229ZM252 209H253V212H251L252 211ZM262 211H261V210ZM259 210V211H258ZM191 211V212H190ZM248 211H249V213H248ZM261 211V212H260ZM221 212H222V214H221ZM225 212H226V214H225ZM228 212V213H227ZM188 213H190V214H188ZM251 213V214H250ZM253 213H254V215H253ZM261 213V214H260ZM158 215H159V213H157ZM155 215V216H153V217H151V218H149V220H148V225H154L155 223L154 222H157L158 220H165L166 221V218H163L162 216H158V215ZM219 214V215H218ZM220 214H221V216H220ZM147 215V214H146ZM246 215V216H245ZM257 215V216H256ZM70 215H67V216H65L66 217V219L64 218V222H67V220H69V217ZM231 216V215H230ZM249 218H248V217ZM255 216V217H254ZM216 217H218V218H216ZM221 217V218H220ZM251 217V218H250ZM258 217H261L260 219L258 218ZM102 218V219H101ZM154 218V219H153ZM163 218V219H162ZM215 218V219H214ZM247 218H248V220H247ZM263 218V219H262ZM152 219V220H151ZM171 219V218H170ZM219 219V220H218ZM227 219H228V221H227ZM98 220H103L102 221V226H101V224H99L97 221ZM219 222H218V221ZM249 220H250V223H249ZM253 221V223H255V225L252 223V221ZM256 220V221H255ZM154 221V222H153ZM222 221H223V223H222ZM245 221H247V222H245ZM263 223V225L261 224V222ZM150 223V224H149ZM219 223L221 224V225H219ZM99 226H98V225ZM226 224H227V226H226ZM247 224H250V225H248L247 226ZM64 225H65V223H64ZM110 225V226H109ZM253 225H254V227H253ZM262 225V226H261ZM0 226H2V224H0ZM98 226V228H96ZM108 226H109V228H108ZM258 226V227H257ZM4 227H6V226H4ZM222 227V228H221ZM224 227H226V228H224ZM247 227V228H246ZM262 229H261V228ZM101 228V229H100ZM112 228V229H111ZM178 228V227H177ZM193 228V229H192ZM244 228L246 229V230H244ZM103 229V230H102ZM108 229L110 230V232H108V234L107 235H109V233L113 236L112 237V239H111V236L110 237H107V238H109V239H111L112 241L114 240L115 242H112V241H110L109 239H106V238H101V237H99V240L100 239H102L103 240V242H102V244H100L99 243V241H98V239H97V237L96 236H98V235H104L103 233H102V231H105V232H107L108 231ZM187 229V230H188ZM239 229H241V230H239ZM159 230H161V231H159ZM223 230V231H222ZM256 230V231H255ZM220 231V232H219ZM243 231V232H242ZM258 231V233H256ZM262 231V232H261ZM168 232V233H167ZM216 232V233H215ZM242 232V233H241ZM246 232V233H245ZM260 232V233H259ZM96 233H98V234H96ZM100 233V234H99ZM156 234V235H155ZM182 234H184V235H182ZM232 234H234V236H231ZM242 234H243V236H242ZM60 235H61V233H59V237H57V239H58V241L60 240L59 238H60ZM83 235H84V237H83ZM96 235V236H95ZM218 235H222L220 238H219V236ZM223 235H225V237L223 236ZM226 235H228V236H226ZM254 235V236H253ZM116 236V237H115ZM148 236V237H147ZM192 236V237H191ZM210 236V237H209ZM218 236V237H217ZM260 236V237H259ZM263 236V237H262ZM88 239H87V238ZM143 237H144V240H143ZM145 237H146V239H145ZM178 237V238H177ZM228 237V238H227ZM235 237V238H234ZM84 238H86V240L84 239ZM93 238H95V239H97V241L95 240V239H93ZM114 238V239H113ZM117 238H119L120 240H117ZM153 238H155V240H152ZM192 238V239H191ZM193 238H195L196 239V241H195V239H193ZM212 238V239H211ZM218 238V239H217ZM223 238H225L227 241V243L226 242H224L225 241V239L223 240ZM241 238H239V239H241ZM258 238H260V239H258ZM104 239H105V241H104ZM128 239V240H127ZM157 239V240H156ZM172 239H173V241H172ZM216 239V240H215ZM252 239H253V241H252ZM86 242H85V241ZM90 240V241H89ZM93 240V241H92ZM106 240H108V241H106ZM126 240V241H125ZM152 240V241H151ZM192 240V241H191ZM193 240H194V242H193ZM215 240V241H214ZM218 240H220V241H218ZM223 241V243L221 244V242ZM256 240V241H255ZM82 241V242H81ZM91 241H92V244H91ZM94 241L96 242V243H98V244H95L94 243ZM118 241V242H117ZM121 241V242H120ZM128 241V242H127ZM150 241V242H149ZM156 241V242H155ZM191 241V242H190ZM213 241V242H212ZM261 241V242H260ZM80 242H81V244H80ZM105 242V243H104ZM114 243V244H117V245H115V246H112L111 244L112 243ZM131 242V243H130ZM194 243V245H193V243ZM84 243H85V245H84ZM87 243H89L88 245H87ZM110 244V245H106V244ZM129 243H130V247H129ZM132 243L134 244V245H132ZM180 243H182V244H186L185 246H188V247H190L191 246V248H189V249H186L185 248V246L184 245H181ZM199 243H200V245H199ZM201 243H203V245H204V251L205 252H203V250L201 249ZM255 243V244H254ZM259 243V244H258ZM91 244V245H90ZM99 244H100V247L102 248V249H95V248H97L96 246H98V248H100L99 247ZM103 244H105V246H107V247H105ZM119 244H121L120 246L121 247H119ZM154 244H156V245H154ZM178 244L180 245V247L178 246ZM191 244V245H190ZM199 246H198V245ZM217 244H218V246H217ZM81 245V246H80ZM90 245V246H89ZM93 245H95V248L93 247ZM101 245H103V246H101ZM124 245V246H123ZM131 245H132V248H131ZM153 245V246H152ZM212 245V246H211ZM255 245V246H254ZM257 245V246H256ZM84 246H86V247H84ZM128 248H127V247ZM174 246V247H173ZM176 246V247H175ZM178 246V247H177ZM195 248H193V247ZM199 248H198V247ZM209 246H211V248L209 247ZM215 246H216V248H215ZM226 246V247H225ZM89 247V248H88ZM115 247H117V248H115ZM154 247V248H153ZM173 247V248H172ZM184 247V248H183ZM214 247V248H213ZM122 248H125V249H122ZM170 248H172V251L171 250H169ZM210 248V249H209ZM220 248V249H219ZM226 248V249H225ZM254 248V249H253ZM259 248V249H258ZM57 249V250H56ZM128 249V250H127ZM134 249V250H133ZM154 251H153V250ZM156 249V250H155ZM158 249L160 250L159 251V253H158V255L156 256V252H158ZM173 249H174V251H173ZM179 249V250H178ZM181 249V250H180ZM183 249H186V250H184V251H182ZM215 250V252H213L214 250ZM217 249V250H216ZM256 249V250H255ZM53 250V251H52ZM51 250V252H50V254L48 255V259L50 260V263L48 262L47 264H56V262H57V264H58V262H59V258H60V256H61V248H60V243H58L57 244V247H54L53 249ZM95 250H98L94 255H93V253L95 252ZM108 250V251H107ZM150 251V253H149V251ZM161 250H162V252H161ZM163 250H165L166 252H164ZM258 250V251H257ZM260 250V251H259ZM262 250V251H261ZM111 253H110V252ZM120 251V252H119ZM126 251V252H128V254L126 253H124V252ZM133 253H132V252ZM177 251V252H176ZM56 252H58V253H56ZM92 253L91 255H90V253ZM146 252H147V254H146ZM153 252V255L151 254ZM168 252V253H167ZM173 252V253H172ZM175 252V253H174ZM183 252V253H182ZM201 252H202V254H203V256H202V254H201ZM219 252V253H218ZM228 252V251H227ZM256 252V253H255ZM81 253V252H80ZM86 253V254H85ZM98 253H99V255H98ZM105 253H107L106 254V256H109V259H106L107 261H105L104 259H101L102 257H104L105 256ZM121 253V255H122V253H124L125 255H127V256H130V257H128L127 258V256L125 257L124 255L123 256H121L120 255V257H119V255H115V254H120ZM134 253H136V254H134ZM188 253V254H187ZM214 253H215V255H214ZM255 253V254H254ZM90 255V257L88 258V256ZM102 256H101V255ZM110 254V255H109ZM113 254V255H112ZM133 256H132V255ZM147 256H146V255ZM150 254V255H149ZM186 254V255H185ZM193 254V255H192ZM220 254V255H219ZM93 255V256H92ZM155 255V256H154ZM164 255H166V256H164ZM173 255V256H172ZM189 255V256H188ZM199 255H201V256H199ZM221 256V257H219V256ZM224 255V256H223ZM228 255V256H227ZM52 256V257H51ZM86 256H87V258H86ZM112 256V257H111ZM143 256H145L146 257V259H144L145 257H143ZM154 256V257H153ZM160 258H159V257ZM167 256H169V257H167ZM171 256V257H170ZM183 256V258H181ZM193 258H192V257ZM198 256V257H197ZM206 256H207V258H206ZM214 256V257H213ZM217 256V257H216ZM223 256V257H222ZM78 257H80V258H78ZM124 257V258H123ZM148 257V258H147ZM150 257H152L151 259H150ZM175 257V258H174ZM180 257V258H179ZM185 257H188V258H185ZM195 257L197 258V259H195ZM230 257H232V258H230ZM262 257V258H261ZM261 259L259 258V261L261 262L262 261V259H263V261L260 263L259 262V264H264V254L263 255H261ZM55 258V259H54ZM58 258V259H57ZM120 260V259H124V261L122 262V261H118V259ZM137 258H139V259H137ZM157 258H159V259H157ZM168 258V259H167ZM177 258V259H176ZM179 258V259H178ZM191 258V261L189 260ZM211 260H210V259ZM213 258V259H212ZM217 258V259H216ZM233 258H236V259H233ZM85 259H87L86 260V262H85ZM133 259V260H132ZM143 259V260H142ZM149 259V260H148ZM153 259H154V261H153ZM156 259V260H155ZM164 259V260H163ZM166 259V260H165ZM193 259V260H192ZM205 259H208V260H205ZM220 259V260H219ZM110 260V261H109ZM126 260V261H125ZM130 260H132V261H130ZM139 261V262H137V261ZM175 260V261H174ZM185 260V261H184ZM187 260H189V263L187 262ZM230 260V261H229ZM237 260V261H236ZM135 263H134V262ZM146 261V262H145ZM156 261V262H155ZM210 261V262H209ZM213 261H215V262H213ZM222 261V262H221ZM231 261H233V263L231 262ZM79 262V263H78ZM130 262V263H129ZM141 262V263H140ZM174 262H176V263H174ZM179 262V263H178ZM185 262H187V263H185ZM212 262V263H211ZM226 262V263H225ZM236 262V263H235ZM90 264H91V262H90ZM100 264V263H99Z\"/></svg>", "mask_w": 264, "mask_h": 264}]
</instances>
